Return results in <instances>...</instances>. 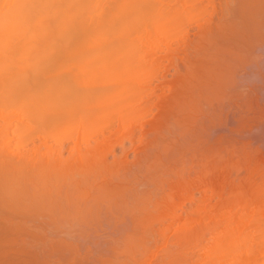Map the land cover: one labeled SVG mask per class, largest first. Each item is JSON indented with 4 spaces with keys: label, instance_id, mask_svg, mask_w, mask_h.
<instances>
[{
    "label": "bare ground",
    "instance_id": "1",
    "mask_svg": "<svg viewBox=\"0 0 264 264\" xmlns=\"http://www.w3.org/2000/svg\"><path fill=\"white\" fill-rule=\"evenodd\" d=\"M166 1L167 0H0V264H20V262L23 264L26 260H31V259H33V261H31V264H33V263L34 264L35 263L41 264V262H39V260L42 256V254L39 252V250L42 252L44 250V247L48 249V248H51V246L48 245L49 241H48V243H46L48 237H47V239L46 238L40 239V236L42 237L41 231L37 228L36 225H32L31 222L36 221L35 217H39L42 215L44 217L42 216L41 218L48 217L49 219L47 218V220L42 219L41 223L43 225H46V228H47V229H45V226L42 225L44 228V230L43 229L42 230H43V232L44 231L46 232V230H48V232H46V233H49V232H52V230H53L52 228L55 227L52 234L54 233L56 235L57 231L61 230V229L59 230L56 228H62V229L68 228V227L64 228L66 226L62 227L63 221L77 222V225H78V223H81V222L82 223L80 225H82L84 222L85 223L87 222L86 224L84 223L85 225H87L88 222L94 221V219L96 217H98L99 219L102 217L106 220V222H108L107 219H109V218L106 215L105 216H98V215H100V213H101V215H103L104 212L102 213L101 210L102 209L105 210L106 208L108 209V211H111V212H109L110 215L106 213L107 215L111 216L110 219L111 218L113 219L115 215L116 216H123V214H125V215L129 214L130 215V211L134 210L135 212L133 211V213L131 214L132 220H133L132 224L135 223V225L134 224L133 225L136 226V228H138V229L140 227V229L142 231H143V229L145 231V227H146V226L144 227L145 222H146L145 225H151L148 223H155L156 225L159 224L160 226H159L158 232L160 233L161 238L164 237L163 238L164 239L163 245H165L164 247H163V245H161L164 248V252H163L162 247H160V250H162V251H159V249L158 250L155 249L158 252L153 253V255L156 253V256L158 254L157 257L158 258L160 257L159 260H157L158 258L156 259L155 255H154L155 257L153 256L151 258L152 252H150V251H153V250L148 251L149 253H146V254L144 253L146 256L142 255V256H144L142 259L141 258L142 256L140 257V255L142 253V249L140 250V248H142V246L144 247V244L143 243L139 244V242H138V244H139L138 246L139 247L141 246V247L138 248V251H137V249H136L137 245H136V239L134 238V233L132 232L133 233L132 234L130 232L131 233L130 234L129 231L132 229H130V230L128 229V233H126L127 231L124 233L125 235L126 234L127 235L126 236L123 235V238H122L123 240L121 243L123 245L122 244L119 245L122 249L120 247L115 248L116 244L115 245L110 244V245H114V248H113V246H112V248L115 249L114 252H117V253H114L111 249H109L110 251H112L114 253V254L112 253L113 255L110 253V255H109L110 257L111 256L115 257V255L119 254V256L122 255V257H123V255H124V257L128 258L129 256L133 257V255H132L133 252H134L133 254H135V252L136 253L139 252L140 259L135 258L136 257V254H135L134 258L136 260H134L132 258L134 260L133 261L129 257L130 259H128L127 262H129V260L131 262V260H132L133 264H144L145 261L148 262L147 257L149 255H151L149 257L153 260L152 264H154V262H157L155 264H264V176H263V178H261V180H262L261 184H259L260 182L257 181V182H259L258 183L259 185L253 186L252 189L249 190L248 193H251V194H249L250 196L248 195V193L245 195V197H243L244 195L243 196L239 195L241 199L240 200L236 199L235 200L236 202L234 201L235 205H238V207L236 206L237 209H234V208H236V207H234V204L232 205L234 208L232 209V207H231V204L233 203V201H231V200L232 199L234 200V198H237V197L232 196V197H234L232 199H230L229 197H225L224 199H222V197L220 196L221 201L218 202V200H220V197L217 195L219 197V199L217 197L218 200L216 199L217 200L216 202H218L217 203L218 205L219 204L220 205L222 204V206L224 205L223 206L224 209L222 208V206H221V208H218V206L217 207L215 206L216 209H214L215 207H213V208L211 207L210 210L211 209L215 210V211L213 210L214 214H208L207 211L203 212V210H200V208H199V212L196 213V211H195L196 208L194 209V207H195L194 206L193 210L192 209H190V210L195 211L193 213H196V214H190V213H192V211L189 213V211H190L189 210L187 213L192 215V216L189 215V218L187 216L186 219H181L182 215L180 216V214H181L180 211L178 212L180 214L176 213V211L178 209V206H180V204H182V202L188 200L187 197H188V195L191 196L192 191H195V190L197 191L198 184H196L197 182L195 181L196 177L192 179L193 176L192 177L190 176L191 177V178L189 177L190 180L187 181V180H185V177H184L185 174H184L183 175L184 182L180 177H178L177 180H179V178H180V180H182L181 181L182 183H185V181H186V183L187 182L188 183L187 184L186 183L181 184V182H180V186H182L181 187L182 189H178L176 191L177 187L179 186V183L177 182L178 184L176 183V186H175V183L171 182L173 184V186H175L173 191H172V189L169 190V187H168V190H169L168 194H166L167 193L166 190L165 191L163 190L165 193L161 191L164 194L163 195L162 193H160L159 190H158L159 192L157 191V189L159 187L155 188V186H158V185H155L154 183H152V185H151L149 183L150 180H152V178L154 177L155 173L159 174L162 178H163V174L160 172L161 170L160 171L157 170V172H153V174L151 176L152 178L148 177L149 180L148 181L146 180L147 182L146 181L145 182L147 184H150V186L155 185L154 188L157 191V192L156 191L155 192L157 194L160 193V196L162 195L161 197H162V199L163 198L164 199L162 200L161 197L157 196V198H159L157 200L153 196L157 201L161 200V202H158V203H157V201H154V204L157 205L156 207H158V205H159V208H156L155 205L153 203H151L150 200L148 199V197H150L152 195L146 197V199L149 200L150 204L151 205L153 204V207L152 206L151 207L155 208V209L151 208V210L150 209H147V210L148 211L149 210L150 211L155 210V212L153 211L151 215H150V213H151L150 211H149L150 212L149 214L146 212L147 215H149V216H147V215L145 216L142 213L143 211H141V210H142V206L144 204H145L144 207H146L148 205V204L146 205L147 200L145 199L144 201H146V203H143L142 199H140V201H139V198H142L144 196L149 195L148 194L149 192L147 189H145L147 191V193H145V194H147V195L142 194L145 192V190L143 192V189L146 187L140 186L138 183L139 181L138 180L136 181L141 188L143 187L142 191L140 190V192H142V193L139 192L140 187L139 188L137 187L138 192L142 195V197L137 196V199H136V197H134V196L138 195L139 193L135 194L134 191H132V190L127 191V192L125 191V190H129L130 188L132 189V187L130 186L129 180H127L128 177L125 176L127 174V172H126V174H125V172H123L124 169L126 170V166L124 168H122L123 170H121L120 166H118L120 169L116 168V169H118L120 174L117 172L116 169H114V170L109 169V167L111 169H113L112 167H113L114 163H112L113 164L112 167L109 165L110 163L108 164L109 167L106 166L107 161H106L104 156H106L108 153L105 151L106 150L112 151V147L115 146L116 143L121 144V146H123L125 138L127 136H130L129 133H131V132L130 131L128 132V130H130V128H132L131 124H133V126H134V122H137L135 120L138 117H142V114H140V113L143 112V111L141 112L143 107L139 108L140 105L136 106L139 103H136L135 100H136V98L138 99V96L142 95L145 92L142 84L147 82L146 81L147 77L153 75L152 73L155 70L157 71L156 67H158V66L155 65V61H156V57H157V53H158L159 49L161 50L162 45H163L166 48V50H164V52L167 50L169 52L170 51L173 52V50H175V47H174V43L172 45V40L174 41V38L175 37L177 38V35L180 34V32L182 31L180 28H183L184 25L189 24V22H193L194 24H196L198 26V28H200V26H201V29L198 30L199 33L197 35H194L195 39L194 40L192 39V41H190V42H193V44L190 45V46H192V48H191L192 50L197 49L196 45L198 46V44H199L198 41H200V46H203V44H204V47L198 46L200 49H198L197 52L192 51V53H195V54L198 53L197 57L201 58V59L199 58L200 60L198 59V61L196 60L197 59L196 58L195 59L196 61L194 60L196 63H198L200 61V63L204 62L205 64L206 63L210 64V63H213L212 60L215 61V59L217 61L218 60L220 61V57H222V55H220V57H219L218 54H223L222 52H224V55L228 58V59L226 58V60H224L225 56L223 55L221 62L218 61V64H217V61H215L216 62V63L214 62L215 66H212L210 64L212 66V70H213V67H214V69H216L215 68L216 66L218 67V65L220 63H224L228 60L226 62V64H224V65H226V67L228 66V68L224 67V65L222 67L228 69V71L225 69V71L227 73L226 72H224V73L227 74L226 78H228L230 76V78H229L230 80L226 79L224 75H221V74H223L221 72L224 71L223 70L224 68L222 69L221 67H219L222 69V71L220 69L217 72H220L221 74H219L217 72L215 73V70H214L215 74L209 73V75H211V77L209 76L210 78H212L213 75H215L216 78L218 77V79H216V80H218L216 82L217 85H220V83H218L219 80L221 79L220 76L224 77L225 81L229 80V81H231V83H233L235 80V79L232 80L233 74H234V77L237 78V81L242 80V79L245 80V78H243L242 76H244L243 73L247 71L246 73H249V76H252V77H250L251 78L250 80H252L254 77V75L252 73L256 72V69H255V71H252V70H254V69H252V70H250L252 72H248L249 69L241 70L240 68H242V67H239V68H237V67L238 66H245L243 64H245V63L247 64L248 62H251V61H248V59L250 60V58L252 59V57L249 56V58H247L248 55H253V53L256 54L257 48H259L260 46L262 47L264 45V0H229L230 5H228V13H227L228 14V20L226 19L227 20L226 21L224 19L225 22H228L227 25L225 23V26H228V34H227V31H225L226 28L222 27L220 22H218V23H220L219 25H221L220 27H222L225 30L223 31L222 28L219 30H222V32H224V34L226 33L225 36H222L223 35V34H221L222 32L218 30L217 27H219V25L218 24L215 25L217 28L216 29V35H217V32H219V33L221 32L220 34H218V35H220L218 41L222 42L223 40H225V41H223V44L226 43V44H228V46L226 44L225 45H223L222 43L220 44L218 41L216 42L215 40L217 38L214 40V37L212 38V36H210L211 34L209 32L211 30H215L214 29L215 27H212L214 25L210 24L211 19L209 21L206 20L207 18H209V17L205 16L207 13L202 15L203 17L205 16L206 18L205 17L201 18L200 14L204 13L203 11H205V10H203L205 8L204 5L201 6L202 7L201 8L202 11H201V9H199V7L196 5L195 0H178L180 3V6H178L179 3L177 1L176 2L178 4L176 2H173L174 1L173 0L171 2V3H173V5L171 3L167 4L171 0H169V2H167V3H166ZM175 3L177 4L178 7L176 6ZM164 4L165 5L167 4V5L165 6ZM201 5H202V3H201ZM218 6H219V4H218ZM224 7H223V9H224ZM213 8H215V7H213ZM226 8H227V6H226ZM211 12H209V13H211ZM222 13H223V11H222ZM211 15H212V13H211ZM200 19H203V20L205 19V21L200 20ZM185 20H187L186 23H185ZM188 20H189V22H188ZM219 20L221 21V19H219ZM212 21H214V19ZM181 22H182V24H181ZM199 22L201 23V25ZM204 22L206 23V26H207V23L209 22L210 25L208 24V26L211 27V30L208 29L209 32L206 30L208 27L205 26ZM216 22H217V20H216ZM221 22H224V21H221ZM183 23H184V25H183ZM203 23H204V26L202 25ZM187 26H189V25H187ZM202 29L205 31L201 32ZM188 31H190V29ZM206 31H207V35H205ZM181 33L183 34V31ZM189 33L191 34L192 32H189ZM208 33L210 35H208ZM211 33L213 34L215 32L212 31ZM184 34H185V32H184ZM200 34L203 36L201 37ZM216 35H215V37H218ZM226 35H228V36H226ZM179 36H180L179 39H181V35H179ZM197 36H199L200 38H198ZM203 37H204V40H203ZM206 37H208V38H206ZM209 37H211L210 39L212 41H209ZM221 37L226 38V39H222ZM227 37H228V41H226ZM185 38H184V40H186ZM221 39H222V41H220ZM204 41L206 44L203 43ZM214 41L216 43H218L219 45L215 44ZM208 42H210L211 48H209ZM194 43H196L195 46H194ZM188 45H186V46H188ZM222 45L226 46V47H224V50L222 49V47H223ZM177 46H179V45L177 44ZM212 46H215L214 47L215 49H213V50L215 51L216 55L213 53L214 51H212L213 54L206 53L207 51L210 53V50H212ZM217 46H218V48H217ZM172 47H173V49H172ZM220 47L223 50L221 53H220V51H221ZM186 48H184L185 53L187 52ZM188 48H190V47H188ZM226 48H228V49H226ZM184 49H183L182 53H184ZM203 49L207 50L205 52L206 53L205 57L207 54H208L207 56L214 55L213 58L209 57V59L212 58V60H209L206 57V59H208L207 60L208 62H205L206 61L205 57L201 55L202 54L201 52ZM218 49H219V51H218ZM262 49L264 50V48H261V50L258 49V50H260V52L258 51L259 53L257 52V54H260L261 51H263ZM180 50H182V49H180ZM227 50H228V54H227ZM217 51L219 52L218 54L216 53ZM171 52H170V55H171ZM161 53H163V52H160V54ZM168 53H167V55H168ZM174 53H172V54H174ZM185 53H184V55H185ZM199 53L201 56H199ZM260 55L264 56V53L263 54L261 53ZM215 56L218 57V59ZM175 57H176V55H175ZM202 57H204V59H205V61H203V62L201 61L203 59ZM258 57H259V59H258L259 62H256V66L258 64V66L256 68H257V70L259 68L260 74H262V72L264 73V67H263L264 66V59L262 62V60H261L262 57H261V59H260V56H258ZM165 58H166V56H165ZM242 58H243V60H242ZM171 59H172V57H171ZM148 60H149V62H148ZM194 61L192 63L191 62L190 63L193 64L194 66L199 64V63L198 64L194 63ZM209 61H211V62L209 63ZM236 61H238V62L241 61L240 65H238L239 63H237ZM242 61H243V63H242ZM165 62H167V61H165ZM234 62L237 63L235 65L237 67L236 68L234 67V69H235L234 71H236V73L233 71V67H232V66H234ZM259 63H260V65H261V63H263V66L261 65V68H263V69H261L259 67ZM169 64H171V63H169ZM205 64H204V66H203V64H200L197 66V68H200V66L204 68L206 66ZM208 64H207V66H209ZM180 66H181V64H180ZM211 66H209V67H211ZM206 67L204 68V70L206 69ZM209 67H207L208 70L210 69ZM173 68H174V66H173ZM187 68H188V65H187ZM219 68H217V70ZM231 68H232V70H231ZM246 68H248V67H246ZM152 70H154V71H152ZM174 70H175V68H174ZM198 70H200V69H198ZM208 70L206 69V71H208ZM212 70H210V71H212ZM238 70H241L240 72L242 74H240V72ZM178 71L182 72L180 69ZM200 71H199L200 73L199 72L198 73H199V75L200 74L202 75V76L200 75V77H202V78H201V81L199 82V84L203 81H206L205 85H204L205 88H206L207 82L209 83L208 85L210 87V83L214 81L213 80L214 77L211 79L212 81L210 82L208 80L209 77H207L208 74L206 72L205 77L207 78L208 81L203 80L204 79L203 74L205 75V73H204L205 71H202V68ZM230 71L232 74L230 73ZM163 72L165 73V71H163ZM237 72H239V73H237ZM198 73H197V75H198ZM257 73L259 74L258 71H257ZM235 74H237L236 76H238V77H236ZM172 75H174V74H172ZM193 75L194 76H189V77L190 78L192 77V79H194V81H192V80H190V81H192L193 82L192 84L195 86H193L192 84L191 85L193 87H196L197 83L195 82V79L199 78V75L198 76L195 74H193ZM153 76H155V75H153ZM162 76H163V74H162ZM162 76L158 77V80H160L159 78H162ZM195 76L197 78H194ZM261 76H262L261 82L258 83V86H259V88L264 90V88L260 87V85H259L262 82H264L263 81L264 80V74H262ZM247 77H248V74L246 75V79H247ZM166 78L167 77H165L164 79H166ZM199 79H197V80H199ZM164 81H166V80H164ZM164 81L161 80V82H164ZM168 81H169V79H168ZM229 81L227 82V84L230 83ZM257 82H258V80H257ZM164 83H166V82H164ZM172 83H173V81H172ZM188 83L190 84V82H188ZM189 84H187V85H189ZM199 84H198V87H196L197 89H195L197 91H199V89H200ZM202 84H204V82L201 83V86H202ZM211 84H214V86H216L214 82ZM225 84H226V82H225ZM235 84H238V83H235ZM146 85H150V83L146 84ZM232 85H234V84H232ZM247 85H249V84H247ZM252 85H253V82H252ZM171 86H173V85H171ZM211 86H212V88H210V91L214 87L213 85H211ZM236 86H238V85H236ZM249 86H251V85H249ZM258 86L255 85V88H257ZM167 87H169V86H167ZM216 87H218V86H216ZM227 87H229V86H227ZM147 88H146V90H147ZM160 88H162V87H160ZM183 89H184V86H183ZM183 89L181 91L182 94H179V96L180 95L183 96L185 94L184 96L190 97L189 95H187V93L190 94V92H191V91L189 92V87L187 88L188 92H186L187 91L186 85H185V90H183ZM203 89H204V87L202 89H200L199 93H201L203 91ZM238 89H239V87H238ZM258 89H256L257 92H258ZM191 90L193 92L192 88H191ZM216 90L218 93V91L220 89L217 88ZM224 90H225V88H224ZM250 90H252V89H250ZM161 91H163V88ZM181 92H179V93H181ZM232 92H233V90H232ZM253 92H255V91H253ZM261 93L264 94V92H261ZM261 93H260V95H262ZM193 94L194 93H192L191 95L194 98H197V96H194ZM232 94H231V97H232ZM258 94H259V92H258ZM247 95H249V94H247ZM247 95H243V96L246 97ZM179 96H178V98H179ZM184 96H183V98H184ZM143 97H144V94H143ZM174 97L176 98V96H174ZM193 97H192V100H190L191 97H190V99H188L186 97L185 98L186 101L184 103H183V101L185 99L182 101V103H181L182 107H183L182 109H185L184 106L186 105L187 101H188L187 102L188 107L192 104V102H189V101H193V99H194ZM207 97L210 100L212 99L211 96H207ZM255 97L257 98V96H255ZM166 98H168V96ZM225 98H228V97L226 96ZM145 99H146V101H148L147 98H145ZM197 99H200V98H197ZM197 99H195V100L198 102ZM234 99H235V97H234ZM157 100H155V102L154 101L153 102L156 103ZM172 100H173V98H172ZM212 100H214V99H212ZM230 100H231V98H230ZM240 100H241V98H240ZM248 100H247V102H248ZM137 101H139V100H137ZM165 101H167V100H165ZM196 101H193V102H196ZM201 101H202V99H201ZM249 101L252 102L251 100H249ZM133 102H135V103H133ZM145 102H144V104H145ZM168 102L167 103L170 104L169 100H168ZM180 102H181V100H180ZM205 102H208V100ZM238 102H241V101H239V99H238ZM238 102H236L235 105L238 104ZM250 102L247 103V105L250 104V106L252 108V105H254V104H252L254 102V100L252 103H250ZM255 102H257V101H255ZM148 103H150V102H148ZM172 103H174V102H172ZM262 103H264L263 100L261 102V105H262ZM133 104L134 105L136 104L135 108H137V110H135V108L132 107ZM144 104H142V105H144ZM183 104H185V105L183 106ZM207 104H210V102ZM241 104H242V102H241ZM152 105H154V104H152ZM178 105H180V103ZM192 105H194V103ZM201 105H202V103H201ZM256 105H258V104L256 103ZM173 106H174V104H173ZM194 106H196V105H194ZM221 106H223V105H221ZM149 107L150 106H148V109H149ZM215 107H214V109H216V111H219L218 108H215ZM244 107L242 106V111H244V109H248V108H246V107L244 108ZM258 107L262 108L260 106H258ZM144 108H145V110H147L146 107H144ZM166 108H168V107H166ZM219 108L221 109L220 105H219ZM235 108L236 107H234V109ZM180 109H181V107H180ZM145 110H144V112L148 111V110L147 111H145ZM169 110H171V109H169ZM169 110H168V113H171L172 111L169 112ZM212 111H213V109H212ZM231 111L234 112V110H232V109H231ZM210 112H211V109H210ZM220 112H221V110L219 111V113ZM233 112H231V113H233ZM247 112H248V110H247ZM172 113L175 114L174 112H172ZM186 113L190 114V112H186ZM186 113H183V115ZM228 113L229 112H227V114ZM248 113H250V112H248ZM255 113H257V112H255ZM143 114H145V113H143ZM156 114H154V115H156ZM188 114H187V116H188ZM242 114H243V112H242ZM251 114H253V113H251ZM260 114H261V116H264V113L262 114L260 112ZM260 114H258L257 116H260ZM176 115L177 114H175V116ZM181 115H182V113H181ZM190 115H193V113ZM190 115H189V117H190ZM224 115H226V114H224ZM233 115H234V113H233ZM238 116L241 117L240 112H239ZM255 116H254V118H255ZM261 116H260V119L264 118ZM145 117L147 119V116H145ZM225 117L226 116H223V118H225ZM245 117H242V118L246 119L247 117L246 118ZM112 118L114 120H116L115 127H112L113 125L112 126L108 125V121L110 119L112 120ZM144 118H142V120H144ZM149 118L150 117L148 115V120H149ZM154 118L156 119V117H154ZM178 118H180V117H178ZM226 118H228V117H226ZM183 119H185V117ZM191 119L192 118L190 117V120ZM114 120H112V121H114ZM142 120L140 119L141 124L143 122ZM158 120H159V118H158ZM248 120L252 121L254 119L248 118ZM232 121L230 123H232ZM251 121H248V123H250ZM166 122L167 123L165 125L167 127L168 121H166ZM209 122L210 121H208V122L206 121L207 125L209 124ZM216 122H215V125L218 124ZM240 122H242V120H240ZM246 122H245V124H246ZM252 122H253V126H254L255 122L254 121H252ZM257 122H259V121H257ZM173 123H175V122H173ZM260 123H262V122H260ZM180 125H178V127ZM188 125H189V123H188ZM200 125H201V123H200ZM210 125L212 126L211 123H210ZM210 125H208V127ZM250 125L252 126V124H250ZM256 125H257V123H256ZM151 126L152 125H150V127ZM156 126H158V125H156ZM246 126L248 127L247 124H246ZM111 127H112V129H111ZM160 127H163V126H160ZM169 127H171V126H169ZM190 127L192 128L191 123H190ZM164 128H165V126L162 129H164ZM187 128H189V127H186L183 129L185 130ZM193 128L194 129L196 128L195 130L197 131V127H193ZM230 128H231V126H230ZM230 128H229V130H230ZM100 129L102 132H103V130H106V132H108L107 135L105 134L106 133L105 132V133H103L102 137H100L98 135L100 132L99 131ZM162 129H160V131ZM194 129H193V131H194ZM188 130H190V129H188ZM96 131H98V134L95 133ZM166 131L169 132L167 129H166ZM196 131H194V132L196 133ZM208 131H209V129H208ZM125 132L126 133L128 132V135H126V137L124 138L123 135L125 134ZM167 132L165 133V130H162V132H160V133H165L166 137H167L168 136ZM199 132H201V131H199ZM199 132H198V134H199ZM73 133H75V136L73 135L74 137L72 136ZM160 133L157 134V136H160ZM188 133L191 134L192 132H188ZM230 133H232V132H230ZM143 134L144 133H142V135ZM172 134L174 136V133H172ZM175 134H177V133H175ZM157 136L155 137L156 138L155 141H157ZM184 136H185V138H187L186 133L184 134ZM234 136H236V134ZM234 136H232V137H234ZM69 137L71 138V141H70ZM161 137H160V139H161ZM166 137H164V138H166ZM177 137H178V135H177ZM177 137H176V139H177ZM179 137H180V135H179ZM66 138H68L69 140L67 139L68 141H66ZM136 138H137V136L134 139H136ZM190 138H191V136H190ZM190 138H188V139H190ZM196 138L197 137H195V139ZM217 138H219V137L217 136ZM123 139H124V141H123ZM134 139H132V140H134ZM180 139H182V138H180ZM201 139H200V143H201ZM210 139H208V141H210ZM234 139H233V141H235ZM62 140L66 141V142H69V141L71 142V144L68 145L69 151L67 152V154L66 153L63 154L66 151L63 150V149H65L64 148L65 145H64ZM182 140H184V139H182ZM223 140H222V142H223ZM136 141H137V139H136ZM153 141H154V139H153ZM170 141H173V140L171 139ZM180 141L178 139V143L177 144L174 143V145L175 144L178 145L180 143ZM196 141H198V140H196ZM205 141L206 140H204V142ZM129 142L131 143V139ZM165 142H163V143L165 144ZM188 142H191V140L190 141L188 140ZM204 142H202V143H204ZM141 143L145 144L142 141H141ZM185 143H186V141H185ZM192 143L193 142H191V144ZM202 143L200 146L203 145ZM216 143L217 142H215L214 145H216ZM160 144L157 143V145H160ZM164 144H163V146H164ZM194 144H196V143L194 142ZM205 144H206V142H205ZM207 144H209V145H207ZM207 144H206L207 146L205 145V147L204 146H202V147L208 148V146L213 145V144L210 145V143H208V142H207ZM136 145H138V144H136ZM136 145H135V147H136ZM147 145H149V144H147ZM170 145H172V143ZM184 145L185 144H183V146ZM225 145H227L226 141H225ZM231 145H232V143H231ZM68 146H65L66 150H68L67 149ZM156 146L154 148H156ZM163 146H161V148ZM179 146H181V143ZM179 146H177L178 149H179ZM149 147H150V145H149ZM152 147H153V145H152ZM190 148H192V146ZM210 148L211 147H209L208 149H210ZM229 148H231V146H229L228 149ZM124 149L125 148L123 147V151H124ZM168 149H167V151H168ZM178 149L176 151L181 150V149L180 150H178ZM192 149L194 150V147ZM192 149H188V150H190V152H192ZM140 150H141V148H140ZM171 150H170V153H167V154L172 155L173 153ZM173 150H175V149H173ZM214 150H216L215 147H213V151L211 149V152L208 151V153H212L213 155L212 154H210V155L214 156L213 152L217 153V151H214ZM120 151H121V149L119 150V152ZM142 151H143V149H142ZM156 151H158V149H156ZM159 151H161V150H159ZM220 151H222V148ZM220 151H218V153H220ZM104 152L107 154H104ZM108 152H110V151H108ZM182 152H183L182 155H184V151H181V153ZM194 152L196 154L198 153L196 151H194ZM194 152H193V154H195ZM141 153H139V155ZM149 153H151V152L149 151L148 154ZM154 153H155V150H154L153 154ZM112 154L114 155V153H112ZM157 154H158V152H157ZM117 155H119V154H117ZM122 155H124V154H122ZM210 155H209V157H210ZM215 155H217V154H215ZM147 156H146V158L150 159V157L148 156L149 157L148 158ZM176 156H178V154H176ZM188 156H190V154ZM195 156H194V158H196ZM198 156L199 155H197V157ZM218 156L219 155H217V157ZM220 156L223 159L218 157L219 161L221 159L224 162L225 156L224 155H220ZM103 157H104V161H103ZM120 157H121V155H120ZM138 157L139 156H137V158ZM140 157L142 158V156H140ZM144 157L145 156H143V158ZM179 157L180 156H178V159H181ZM184 157H182L181 161L180 160L177 161L175 159L174 160L181 163L182 165H184L183 163L186 162V159L188 160V158L184 159ZM191 157H190V159H191ZM217 157H215L216 160H217ZM125 158H126V156H125ZM141 158H140V160H141ZM151 158H154V157L151 156ZM162 158H164V157H162ZM194 158H192V159H194ZM198 158H200V156ZM203 158L204 157H202V159ZM159 159H161V158L159 157ZM159 159L157 161H160ZM196 159H194V161H192V162L195 163L197 161ZM207 159L210 160L209 163H211V161L214 160V159L212 160L208 157H207ZM207 159L205 158L203 160V161H205V163L202 162L204 164V166H206L205 164L208 163V162L206 163ZM226 159H227V157H226ZM135 160H137V159H135ZM168 160H169V158H168ZM184 160H185V162H184ZM216 160H214V162ZM151 161L153 162L152 159H151ZM217 161H216V166L218 163ZM114 162L117 163L118 161H116L114 159ZM126 162H122V163L126 164ZM143 162H145V161H143ZM147 162L149 164L150 160ZM166 162L167 161H164V164ZM171 162H173V160ZM177 162L175 163L176 167L177 168L180 166L182 167V165L177 163ZM188 162L189 161H187V163ZM190 162H189V164H190ZM198 162H196L195 165ZM122 163L120 162L121 165H124ZM137 163H139V162H137ZM187 163L185 164L184 168L186 167ZM193 163L191 165H193ZM199 163L201 164V161ZM247 163H249V161L245 162V164H247ZM120 164H118V165H120ZM135 164H132L131 166H133ZM153 164L155 167V163H153ZM153 164H151V167H150L151 169L148 168L149 170H153L152 169ZM178 164H179V166H178ZM203 164H202L201 169H203ZM211 164L215 165V163H213V162ZM236 164L239 166L238 163H236ZM236 164H234V165H236ZM259 164H260V162H259ZM156 165H159V164L156 162ZM166 165L163 167H166ZM208 165H210V164H208ZM262 165H264V164H262ZM116 166H117V164H116ZM172 166L173 165L171 164L169 167H172ZM187 166H189L190 169H191V167L193 168V166H190V165H187ZM198 166H199V164H197V166H194V168L198 167ZM207 166L205 167V169L206 168L210 169V167H207ZM134 167L137 168V166H134ZM160 167L156 166V168H154V169H157V168L159 169ZM169 167H167L168 170L172 171L173 169L169 168ZM251 167H253V166H251ZM251 167H250V169H248V171L249 170L251 171ZM257 167H259V166H257ZM263 167L264 166H262V168ZM138 168L140 169V167H138ZM144 168L145 167L143 166V169H141V172H142V170L146 169V168L145 169ZM259 168H258V170H259ZM108 169L110 172L106 173V170L108 171ZM181 169L184 170L183 168H181ZM198 169H200V166L198 167ZM205 169L202 171L207 172V169L206 170ZM212 169H213V166L211 167L210 172L208 174H210L212 172ZM255 169H257V168H255ZM103 170H104V172H103ZM115 170H116V172H115ZM120 170H121L122 174H121ZM134 170H136V169H134ZM163 170L164 171H162V172H165V169H163ZM187 170H186V172H187ZM195 170H197V169L195 168L194 171ZM131 171H133V170H131ZM131 171H129V173H131ZM138 171L140 173V170H138ZM194 171H191V172H194ZM147 172H149V171H147ZM199 172H200V170H199ZM247 173H245V174L248 175ZM250 173H252V172H250ZM169 174H170V172H169ZM190 174H192V173H190ZM204 174L207 175V173H204ZM245 174L243 176H246ZM255 174H257V173H255ZM260 174H262V171H260ZM120 175H122V176H120ZM199 175H200V173H199ZM249 175H253V174H249ZM258 175H259V173H258ZM164 176H165V174H164ZM166 176H167V174H166ZM171 176L172 175L169 176V180H168L169 182H170ZM187 176H186V178H187ZM131 177H133V176H131ZM131 177H129V178H131ZM136 177H133L134 180ZM139 177H141V176L139 175ZM241 177L242 176H240V178ZM252 177L253 176H251V178ZM119 178H120V180H121V178H123L122 181H125V178H126L127 183L129 182L128 185L130 186V188L127 187L128 185H126L127 184L126 182H124L125 184L122 183L123 185L122 184L118 185V183L122 182L119 180ZM133 178H132V181H134ZM145 178H147V175ZM162 178H161V182L165 180V177H164V180H162ZM200 178L201 177L196 178V180H200ZM223 178H224V176H223ZM114 179H116V180H114ZM78 180H80V182L82 181V182H87V183L86 184L84 183V186H83L81 184L82 182L78 184V182H79ZM118 180H119V182H118ZM172 180H173V178H172ZM220 180H221V178H220ZM225 180L227 181V178H225ZM244 180L249 181L248 176H247V178H244ZM115 181H117V183H115ZM192 181H194L193 183L196 182L195 184L197 185V188L195 187L196 185H190L192 183ZM112 182H113V185L111 186ZM151 182H153V181H151ZM211 182H214V181H211ZM221 182H222V180H221ZM221 182L218 184L220 185ZM251 182H248V184ZM88 183H89V185H87ZM114 183H115V185H114ZM142 183H141V185L146 184V183H144V184H142ZM204 183H206V182H204ZM106 184L107 185L109 184L110 186H107ZM131 184L133 186V183H131ZM147 184L145 186H147ZM161 184H163V183H161ZM210 184L213 186L212 183H210ZM223 184H225V182ZM229 184H230V186H229ZM229 184L227 186H224V189H226V190L220 191V192L223 193L226 191V194H227V191H228L227 187L228 186L231 187V185H233V183H229ZM235 184L238 185L237 182H235ZM163 185L161 186V188L163 187ZM215 185L217 186V184L214 183L213 187H215ZM236 185H234V186L236 187ZM150 186H148V187H150ZM193 186L196 189H194ZM205 186L206 185L204 184V187ZM239 186L240 185H238V187ZM124 187H126L125 190H124ZM185 187L188 190H185L186 189ZM220 187H221L220 188V190H221L222 186H220ZM249 187H247V188H249ZM154 188H152V189L154 190ZM178 188H180V187H178ZM122 189L125 191L126 194L130 192L127 196L128 197L133 196L131 200H128L129 198L127 196H125L126 194L122 193V192H124ZM133 189H134V187H133ZM150 189H151V187H150ZM164 189H165V186H164ZM189 189H190V191H189ZM209 189H211V188H209ZM216 189H217V187H216ZM232 189H233V186H232ZM174 190H175V192H174ZM214 190H215V188H214ZM218 190L219 189H217V191ZM234 190H233V192H234ZM244 190H246L245 192L248 191V189H244ZM171 191L173 193H170ZM188 191H189V193L190 192L191 193L188 194ZM202 191H203V189H202ZM120 192L122 194H124L123 195L124 197L120 196L121 195ZM150 192H151V190H150ZM236 192H237V187H236ZM119 193H120V195H119ZM156 193L154 195H157ZM211 193L213 194L215 192H211ZM237 193L236 194L233 193V194L236 196ZM252 193H253V196H252ZM117 194H118L117 199L118 198H122V199H120V200L118 199V201H116L117 200L116 199ZM131 194H134V195H131ZM152 194H153V191H152ZM207 194H208V192H207ZM233 194H231V195H233ZM113 195H115V197ZM185 195H186V198H185ZM204 195L206 196V193ZM254 195H255V198L257 196V199H255L256 201L253 202ZM190 196H189V199H190ZM226 196H228V195H226ZM251 196L253 199L252 201H251ZM108 197H110V198H108ZM153 197H152V199H154ZM106 198L108 199L109 202L106 200ZM113 198H115V200ZM180 200H181V202H180ZM97 201H99V202L101 201L103 203L106 201L107 203L105 202V205L102 203V205H101L102 208H101L99 205L101 203H99ZM110 201H112V202H110ZM114 201H116V202H114ZM198 201H201L200 197H199ZM133 203H135V204L137 203V204L135 205ZM138 203H139V205L141 203L143 205L141 204V206H139ZM208 203H209V205L212 204V203L210 204V201ZM228 203H230V204H228ZM197 204H199V203H197ZM139 207H141V210L139 209ZM149 207H150V205H149ZM175 207H177V208H175ZM189 207L191 208V206H189ZM201 207H203V206H201ZM100 208H101V210H100ZM136 208L138 210H135ZM180 208H182V207H180ZM203 208H206V210L209 211L208 206L203 207ZM226 208H228V209H226ZM114 209H116V210H114ZM126 210H127V213H124V212H126ZM185 210H186V208H185ZM120 211L121 212L123 211L122 215H120L121 214ZM97 212H98V214H97ZM112 213L114 214V216ZM135 213H137V214H135ZM139 213H141L140 214L141 217L138 216ZM96 214H97V216H96ZM177 214L180 216V218L177 217ZM125 215H124V217H125ZM142 215H143V217H142ZM29 217L31 218L30 220H29ZM105 217H107V218H105ZM124 217H120V220H121V218L123 219ZM116 218H119V217H115V219ZM126 218H124V221ZM27 219L29 221H27ZM32 219H35V220H32ZM38 219H37V221L39 222L40 219L39 220ZM44 220H45V222H44ZM103 220L100 222H102V223L105 222V220L104 221ZM116 220H114V221L117 223V221L119 219L117 221ZM26 221L28 222V224L31 221L29 226H31V225L34 226V228L36 229L35 232H38L39 234L40 233L41 234L39 235V234L35 233L33 230H30V234H31L30 235L29 230L25 231L24 224L26 223ZM46 221H48V222H46ZM140 221H143L144 223L143 222L140 223ZM109 222H110V224L107 223V224H109L107 227H109L111 224H113V222H111V221H109ZM122 222H123V220H122ZM47 223L49 224V226L47 225ZM94 223H96V222H94ZM103 225H104V223H103ZM120 225H122V224H120ZM138 225H141V226H138ZM142 225L144 228L142 227ZM152 225H154V224H152ZM161 225H162V229H161ZM100 226H101V224H100ZM105 226H106V224L104 225V228H105ZM157 226H156V228H157ZM77 227L81 228V226H77ZM96 227H94V228H96ZM107 227H106V229H107ZM114 227H115V225H114ZM147 227H146V231L149 228V227L148 228ZM50 228H51V231L49 230ZM79 228H78V230L76 228L75 229L71 228V229H72V231L76 230V232H73V233H75L76 235L79 234V236L82 237V235L84 236L85 230L79 229ZM156 228H155V230H156ZM37 229L40 232L37 231ZM97 229H99V227H97ZM112 229H114V228L112 227ZM112 229L110 228L111 231H112ZM120 229H121V226H120ZM55 230H57L56 233H55ZM67 230H69V228ZM148 230H150V229H148ZM155 230H153V231H155ZM105 231L102 229V232H105ZM169 231H170L171 235L169 234V237L167 239H165V236L163 234L165 232L169 233ZM61 232H62V230H61ZM61 232H60V234H61ZM64 232H65V230H64ZM66 232H69V231H66ZM89 232L91 233V231H89ZM99 232H101V231H99ZM69 233H71V231ZM80 233H83V234L80 235ZM92 233L94 235V232H92ZM105 234L108 235L109 232L105 233ZM111 234H113V233H111ZM47 235H49V234H47ZM55 235H53V236H55ZM97 235H101V234L96 233L94 235V236H96V237H94V239L99 237V236L97 237ZM102 235H104V234H102ZM135 235H137V234H135ZM139 235H141V234H139ZM146 235H148V234H146ZM149 235H151V233ZM153 235H155V234H152V236ZM28 236L29 237L32 236V239L31 238L28 239L29 241L27 240ZM115 236H116V234H115ZM67 237H69V236H67ZM104 237L105 236H103V238ZM118 237H119V233H118ZM156 237H155V239H156ZM34 238H36L37 240L40 239V241H43L42 239H44V240L46 239V240L42 244L40 241L38 242ZM50 238H51V236H50ZM54 238H56V237H54ZM99 238H100L99 239V241H100L102 237L100 236ZM105 238L107 240L109 237L108 238L105 237ZM136 238H138L140 240V242H143L139 236ZM152 238H154V236ZM52 239H53V237H52ZM155 239H153V240L155 241ZM54 240H51V241H54ZM71 240L73 242V239H71ZM92 240H93V237H92ZM95 240H93V241H95ZM104 240L105 239H103L102 242H104ZM169 240L171 241V243L167 242ZM25 241H27L28 244L31 241L30 245L32 247H34V246L37 247L36 250L34 248H32V249L29 248L30 245H28L27 242H25ZM34 241L35 242L37 241L36 244L34 243ZM57 241H58V239L56 241H54V244ZM68 241L69 240H67L66 242H68ZM107 241H106V243H107ZM146 241H148V240H146ZM154 241L153 242L151 241V242L154 243ZM40 243H41V245H40ZM50 243L54 247V244L52 242H50ZM63 243H64V240H63V242H61V244H63ZM109 243H107V246H110V245H108ZM166 243H167V245H166ZM173 243H174V245H173ZM23 244H24V246H23ZM33 244H35V245H33ZM58 244H60V241H59V243L57 242L56 245L58 246ZM101 244H104V243L100 242V248L102 249L105 245L104 246L102 245L103 247H101ZM168 244H169V246H170V244H172L173 246L177 247V249L175 247L171 248V249L174 248L177 251H175L174 249H173L174 252L172 250H170L171 246L169 247ZM11 245L12 246L14 245L13 246L14 249L11 247ZM43 245H46V246L42 247ZM69 245H67V246H69ZM25 246H28V248H25ZM63 246H64V244H63ZM166 246L168 249H165ZM53 247H52V249H53ZM56 248L53 249L54 250L53 254L51 253L52 250L48 249V251L50 250L48 252L45 249L48 253L47 254L44 253L45 252V250H44L43 254L44 255L46 254V255L45 256L43 255V256L46 257L49 253H51L47 256L48 259H49V257L51 258V256L54 255V252L56 253V251H58L57 250L58 248L57 249ZM64 248H65V246H64ZM104 248H106V246ZM108 248H107V250H108ZM26 249H28V250H26ZM116 249L120 250V251H117ZM37 250H38V252H36ZM61 250H62V248H61ZM125 251H127V252L125 253ZM130 251H132V252H130ZM29 252H31V253L29 254ZM32 252H36L33 254L34 256L33 255L31 256ZM107 252L109 253V251H107ZM118 252H120V253H118ZM122 252L125 254H122ZM129 252L131 253L132 256L130 255ZM64 253L58 252L55 255L62 254L61 256L65 257L67 254H64ZM99 253H98V255H99ZM101 253H100V255H101ZM159 253H161V254H159ZM28 254L31 256V259L29 257H27ZM37 254H39L40 256L38 257ZM106 254H105V256H106ZM126 254L128 255V257L126 256ZM102 256H100V257L103 259ZM109 256L107 255L106 260L109 259ZM119 256H117V257H119ZM20 257H22V258L26 257V258L23 261V259H21ZM53 257L55 258V256H53ZM76 257H80V256L76 255ZM145 257H146V259H145ZM59 258L61 259L60 256H59ZM42 259L40 261H42ZM81 260H83V259L81 258ZM154 260H156V261H154ZM50 261H47V264ZM53 261H55V260H53ZM57 261H58L57 263H59V259ZM67 261L68 260H65V263ZM70 261H71V259H70ZM84 261H86V260L84 259ZM84 261H83V263H84ZM100 261H99V263H100ZM26 262H27V264H29L28 262H30V261H26ZM43 262H44V260H43ZM103 262H102V264H103ZM123 262H124V260L121 263H123ZM127 262H125V263L127 264ZM78 263H82V262L78 261ZM106 263L108 264L109 262L107 261ZM71 264H74L73 260H72ZM110 264H113V263H110ZM149 264H151V261H149Z\"/></svg>",
    "mask_w": 264,
    "mask_h": 264
},
{
    "label": "rangeland",
    "instance_id": "2",
    "mask_svg": "<svg viewBox=\"0 0 264 264\" xmlns=\"http://www.w3.org/2000/svg\"><path fill=\"white\" fill-rule=\"evenodd\" d=\"M173 0H171L170 2H169V0H167L166 1V3L167 2H169V3H167V4H170L171 2H172ZM178 2L179 3V1L178 0H174L173 2ZM201 0H195V3H196V5L199 7V9H201L202 7L201 6H203L204 5V9L203 10H205V11H203L204 13H202V14H200V16H201V18L203 17L202 15H204V14H206L205 16L206 17H209V18H207L206 20L207 21H209L210 19H211V21H210V24H212V25H214V26H212V27H215L214 29L215 30H211V27L210 26H208V24H209V22L207 23V26H206V23H205V26L206 27H208L206 30L209 32V30L208 29H210L211 31L208 33V35H210V36H212V38L214 37V40L217 42L218 41V39H219V37H220V35H218V34H220L221 32H222V30L224 31L225 29H223L222 27H225L226 28V30L225 31H227V34H228V26H225V23H226V25L228 24V22H225V20L227 19L228 20V5H230V2H229V0H202L201 2H200ZM213 1V2H212ZM216 3H215V2ZM176 2V3H177ZM211 2V3H210ZM164 3V2H163ZM175 3V4H176ZM177 3V4H178ZM201 3H202V5H201ZM208 3V4H207ZM227 3V4H226ZM166 4V5H167ZM172 5H173V3H171ZM174 4V5H175ZM177 4H176V6H177ZM210 4V5H209ZM218 4H219V6H218ZM165 5V4H164ZM165 5V6H166ZM178 6H180V3L178 4ZM177 6V7H178ZM212 6V7H211ZM225 6V7H224ZM226 6H227V8H226ZM213 7H215V8H213ZM222 7V8H221ZM223 7H224V9H223ZM210 10H209V9ZM207 9V10H206ZM214 10V11H213ZM219 12H218V11ZM201 11H202V9H201ZM212 11V12H211ZM222 11H223V13H222ZM209 12H211L212 13V15H211V13H209ZM221 12V13H220ZM214 13V14H213ZM204 16V17H205ZM218 16V17H217ZM221 16V17H220ZM203 17V18H204ZM205 17V18H206ZM220 17V18H219ZM214 19V21H212ZM219 19H221V21H224V22H221ZM225 19V20H224ZM200 20H203V19H200ZM199 20V21H200ZM216 20H217V22H216ZM226 20V21H227ZM186 21L187 20H185V23H186ZM192 21V20H191ZM194 21V20H193ZM203 21H205V19L203 20ZM202 21V22H203ZM188 22H189V20H188ZM218 22H220L221 23V25H222V27H220L221 25H219L220 23H218ZM196 23V22H195ZM200 23V22H199ZM204 23L202 24L203 26H204ZM181 24H182V22H181ZM191 24V25H190ZM209 24V25H210ZM219 25V27H217L218 28V30L219 29H221L222 28V30H219V31H221L220 33L219 32H217V35H216V26L215 25ZM183 25H184V23H183ZM187 25H189V26H187ZM200 25H201V23H200ZM186 26V27H185ZM185 27V28H184ZM184 27L183 28H180L182 31H183V34L180 32V34H178L177 35V38L175 37L174 38V41L172 40V45H173V43H174V47H175V50H173V52H171V55H170V52L168 53L167 51H165L164 52V50H166V48L162 45V51L159 49V51L160 52H163V53H161L160 54V52L158 51V53H157V57H156V61H155V65H157L158 67H156L157 68V71L155 72L154 70H152V71H154L152 74L153 75H155V76H153V75H151V76H148L147 77V82H145L144 84H142L143 85V88H144V90H145V92L143 93L144 94V97H143V94L142 95H140V96H138V99L136 98V103H139L138 105H136V106H139V108L140 107H143V109L145 110V108L144 107H146V109L150 112H148L147 110H145V111H147V112H144V110L142 109L141 110V112L142 113H140V114H142V117H138L135 121H137V122H134V126H133V124H131L132 125V128H130V130H128V132L130 131L131 133H129V135L130 136H127L126 137V135H128V132L126 133L125 132V136L123 135V137L125 138V141H124V139H123V141H124V145L123 146H121V144H115V146H113L112 147V151L111 150H106L105 152H107V153H105L104 152V154H107L106 156H104L105 157V159H106V161H107V165L106 166H108V164L112 167V163H114V165H113V169H111L109 166V169L110 170H114V169H116V168H118V169H120L118 166H120L121 167V170H123L122 168H124L125 166H126V170L124 169L123 170V172H125V174H126V172H127V174L125 175V176H127L128 178H127V180H129V182H130V186L132 187V189L130 188V186L128 185V183H127V181H126V178H125V181H122L123 180V178H121V180H120V178H119V180L120 181H122V182H120V183H118V185L119 184H122V183H124V182H126L127 184L126 185H128L127 187H129L130 189L129 190H125V188L126 187H124V190L127 192V191H134V193L135 194H137V193H139L140 192V190L142 191V189H143V187L141 188L140 186H144V187H146V188H144L143 189V192H144V190L145 189H147L148 190V194L149 195H147V194H145V193H147V191L145 190V192L144 193H142V192H140V193H142V194H144V195H147V196H144V197H142V195L140 194H138V195H135L134 197H136V199H137V196H139V197H142V198H139V201H140V199H142V202L143 203H146V201H144L145 199H146V197H148V196H150V195H152V196H150V197H148V199L150 200V202L151 203H153L154 204V201H157L159 198H157V196H159V197H161L160 196V193H162V192H164L165 190L167 191V193L166 194H168V192H169V190L170 189H172V191H173V189H174V187L176 186V183L178 182L179 183V186L178 187H180V188H178L177 187V189H176V191L178 190V189H182L181 187L182 186H180V182L184 179L183 178V175H184V177H185V180H190V178L192 177V179L193 178H199V177H201L200 178V180H196V178H195V181L197 182H195L196 184H198V188H197V185L195 184V183H193L194 181H192V183L190 184V185H196L195 187L197 188V191L195 190V191H192V194H191V196L190 195H188V197H187V199L190 201H184V202H182V204H180V206H178V209H177V211H176V213H178L179 211H180V213H178V214H180V216H181V219H186V217L188 216V218H189V215L190 214H196V213H198L199 212V208H200V210H203V212H206L207 211V213L208 214H214V209H216V207L218 206V208H221V206H222V204L219 206L217 203L219 202V201H221V197H222V199H224L225 197H229L230 199H232V198H234V197H237V198H234V200L232 199L231 201H233V203L231 204V207H232V209L234 208V207H238V205H235V203H234V201L237 199V200H240L241 198H240V196H243V197H245V195L249 192V190H251L252 189V187L253 186H258L259 184H261V182H262V180H261V178H263V176H264V167L262 168V166H264V165H262V164H264L263 162H264V118H262V119H260V116H261V114H260V112L263 114L264 113V103H262V105H261V102H262V100L264 101V94H262L261 92H264V90H262L261 88H259V86H258V83L259 82H261V78H262V74H264L263 72H262V74H260V70H259V68H258V70H257V66H258V64H257V66H256V62H259L258 61V59H259V57L258 56H260V59H261V57H262V62H263V59H264V56L262 55H260L261 53L263 54L264 52V50L263 51H261V53L260 54H257V52L259 51L260 52V50H261V48H264L263 46L260 48H257V52H256V54H254L253 53V55H248V57L247 58H249V56L250 57H252V59L250 58V60L248 59V61H251V62H248L247 64L245 63V64H243V65H245V66H235L237 63H239L238 65H240V62H238V61H236V62H234V66H232L233 67V71L235 70L234 69V67L236 68H239V67H242V68H240L241 70H244V69H249L248 70V72H252V71H255V69H256V72H253L252 74L254 75V77H253V79L252 80H250L251 78L250 77H252V76H249V73H246V72H244L243 74H244V76H242L243 78H245V80H243L241 77V79L242 80H239V81H237V78H235L234 77V74L232 75L233 76V79L232 80H234V82L235 83H238V84H235L233 81V83H231V81H229L230 79V76L228 77V78H226L227 77V74H225L224 72H226L225 71V69L226 68H228V66L226 67V65H224V64H226V62L228 61H226V62H224V63H220L219 65H218V67L216 66L215 68L216 69H214V67H213V70H212V66H215V64H214V62L215 61H217L216 59H215V61L214 60H212V58H213V56L214 55H210V56H207L208 54H215V51L213 50V49H215L214 47L215 46H212V50H210V53L207 51V50H202V56H204L205 57V54L206 53H208L207 55H206V57L209 59V57H212L211 59H209V60H212L213 61V63H210L211 61H209V63L212 65H210V64H208V63H204L203 61H205V59H206V57H205V59H204V57H202L203 59L201 60L203 63H200V61L198 62V63H196L195 61L197 60L198 61V59L200 58H198L197 57V54H195V53H192V51H194V52H197L198 51V49H200L199 47H204V44H203V46H200V41H198V46L196 45V48L197 49H195V50H192L191 48H192V46H190L191 44H193V42H190V41H192V39L194 40L195 38H194V35H197L198 33H199V31L198 30H200L201 29V26H200V28H198V26L196 25V24H194L193 22H189V24H186V25H184ZM192 27V28H191ZM196 27V28H195ZM204 28V27H203ZM190 29V31H188ZM205 29V28H204ZM195 30V31H194ZM203 31H205V30H201V32H203ZM207 31H206V34L205 35H207ZM215 32V33H211V32ZM184 32H185V34H184ZM189 32H192L191 34L189 33ZM197 32V33H196ZM221 34H223L222 36H225V34H224V32H222ZM179 35H181V39H179L180 38V36ZM201 35V34H200ZM214 35V36H213ZM215 35L216 36H218V37H215ZM179 36V37H178ZM203 35H201V37H202ZM226 36H228V35H226ZM186 39V40H184V38ZM196 37V36H195ZM198 38H200L199 36H197ZM205 37V36H204ZM204 37H203V40H204ZM206 38H208V37H206ZM211 37H209V41H212L211 39H210ZM222 39H226V38H223V37H221ZM202 39V38H201ZM222 39L220 40V41H222ZM183 42H182V41ZM207 40V39H206ZM214 41V42H215ZM223 41H225V40H223ZM223 41L222 42H219L220 44L222 43L223 44ZM226 41H228V37H227V40ZM179 42V43H178ZM188 42V43H187ZM195 42V41H194ZM215 42V44H218V43H216ZM187 43V44H186ZM202 43V42H201ZM203 43H205V41L203 42ZM213 43V42H212ZM228 43V42H227ZM177 44L179 45V46H177ZM185 44V45H184ZM189 44V45H188ZM195 44L196 43H194V46H195ZM206 44V43H205ZM208 44H209V48H211V46H210V42H208ZM214 44V43H213ZM226 44V43H225ZM225 44H223V45H225ZM183 45V46H182ZM186 45H188V46H186ZM219 45V44H218ZM222 45V46H223ZM227 46H228V44H226ZM193 46V47H194ZM221 46V47H222ZM188 47H190V48H187ZM221 47H220V49H221ZM224 47H226V46H223L222 47V49L224 50ZM165 48V49H164ZM179 48V49H178ZM184 48H186V50H187V54L185 53V49ZM208 48V49H209ZM217 48H218V46H217ZM172 49H173V47H172ZM180 49H182V50H180ZM183 49H184V53H185V55H184V53H182L183 52ZM190 49V50H189ZM206 49V48H205ZM221 49V51H220V53L223 51ZM226 49H228V48H226ZM258 49H260V50H258ZM171 50V49H170ZM179 52H178V51ZM207 51V52H206ZM212 51H214L213 53H212ZM218 51H219V49H218ZM216 52L217 54L219 53V52ZM168 53V55H167V53ZM176 54H175V53ZM190 52V53H189ZM206 52V53H205ZM258 52V53H259ZM166 53V54H165ZM172 53H174V54H172ZM204 53V54H203ZM223 54H218L219 55V57H220V55H222V57H220V61L219 62H221V59L223 58V55H224V52H222ZM164 54V55H163ZM182 54V55H181ZM195 54V55H194ZM227 54H228V50H227ZM226 54V55H227ZM172 57V59H171V57ZM175 55H176V57H175ZM200 55V53H199V56H201ZM216 55V54H215ZM217 55V56H218ZM165 56H166V58H165ZM178 56V57H177ZM193 56V57H192ZM196 56V57H195ZM225 56V55H224ZM228 56V55H227ZM247 56V55H246ZM163 57V58H162ZM169 57V58H168ZM181 57V58H180ZM187 57V58H186ZM216 57V56H215ZM214 57V58H215ZM254 57V58H253ZM258 57V58H257ZM143 58V57H142ZM181 60H180V59ZM191 58V59H190ZM197 58V59H196ZM217 59H218V57H216ZM225 59L224 60H226V56L224 57ZM246 58V57H245ZM144 59V58H143ZM169 59V60H168ZM179 59V60H178ZM196 59V60H195ZM201 59V58H200ZM199 59V60H200ZM208 59H206V61L205 62H208L207 60ZM228 59V58H227ZM254 59V60H253ZM161 60V61H160ZM191 60V61H190ZM195 60V61H194ZM223 60V61H224ZM241 60V59H240ZM242 60H243V58H242ZM260 60V61H261ZM164 61V62H163ZM165 61H167V62H165ZM173 61V62H172ZM178 61V62H177ZM194 61V63H196V64H198V65H200V64H203V66H204V64L207 66V64L209 65V66H211V67H209V66H207V67H209L210 69L208 70V68L206 67V69L208 70V71H206V69L204 70V68L203 67H201L200 66V68H197V66L198 65H196V66H194L193 64H191L192 62ZM218 61H217V64H218ZM222 61V62H223ZM148 62H149V60H148ZM191 62V63H190ZM169 63H171V64H169ZM175 63V64H174ZM189 63V64H188ZM216 63V62H215ZM242 63H243V61H242ZM241 63V64H242ZM253 65H252V64ZM167 64V65H166ZM174 64V65H173ZM180 64H181V66H180ZM184 66H183V65ZM216 64V65H217ZM222 64V65H221ZM180 67H179V66ZM187 65H188V68H187ZM221 65V66H220ZM224 65V67H226V68H224V67H222ZM252 65V66H251ZM261 65L263 66V63H261ZM261 65H260V63H259V67L261 68ZM173 66H174V68H175V70H174V68H173ZM193 66V67H192ZM182 67V68H181ZM186 67V68H185ZM190 67V68H189ZM219 67H221L224 71L223 72H221V73H223V74H221L220 72H217V71H219L221 68H219ZM244 67V68H243ZM246 67H248V68H246ZM251 69H250V68ZM264 67V66H263ZM155 68V69H156ZM177 68V69H176ZM185 68V69H184ZM201 68H202V71H205L204 73H205V75L203 74V77H204V79L203 80H207V78L205 77L206 76V72H207V74H208V76L207 77H211V75H209V73H214V70H215V73L217 72V73H219V74H221V75H224L225 76V78L226 79H229V80H227V81H225L224 79V77H222V76H220V80H219V82L218 83H220V85H217V81L218 80H216V79H218V77L216 78V76L215 75H213L212 76V78L214 77V83H215V85L216 86H218V87H216V86H214V84H211V83H213V82H211L212 80V78H208V80L211 82L210 83V87H209V83L207 82L206 83V88H205V82L206 81H203L204 82V84H202V86L204 87V89H203V93L201 92V93H199L200 92V89H202L203 87L201 86V83H203V82H201L200 84H199V82L201 81V78L202 77H200V75H199V73L201 72L200 70H201ZM217 68H219L218 70H217ZM165 69V70H164ZM181 70L182 72H180V71H178V70ZM198 69H200V70H198ZM222 69H221V71H222ZM252 69H254V70H252ZM261 69H263V68H261ZM169 70V71H168ZM192 70V71H191ZM210 70H212V71H210ZM227 71H228V69H226ZM231 70H232V68H231ZM241 70H238L239 72L241 71ZM250 70H252V71H250ZM163 71H165V73L163 72ZM173 71V72H172ZM191 71V72H190ZM200 71V72H199ZM257 71L259 72V74L257 73ZM263 71V70H262ZM172 72V73H171ZM199 72V73H198ZM235 73H236V71H234ZM233 72V73H234ZM239 72H237V73H239ZM187 73V74H186ZM197 73H198V75H199V78H197L196 76L194 77V78H197V79H199V80H197V79H195V82L197 83L196 84V87H198V84H199V86H200V89H199V91H197V90H195V89H197L196 87H193V86H195V85H193L192 83V81H194V79H192V77L190 78L189 76H194L193 74H195V75H197ZM214 73V74H215ZM227 73V72H226ZM230 73H231V71H230ZM256 73V74H255ZM151 74V73H150ZM149 74V75H150ZM162 74H163V76H162ZM172 74H174V75H172ZM178 74V75H177ZM232 74V73H231ZM240 74H242L241 72H240ZM248 74V77H247V79H246V75ZM251 74V75H252ZM166 75V76H165ZM168 75V76H167ZM173 77H171V76ZM187 75V76H186ZM197 75V76H198ZM237 74H235V76H236ZM162 76V78H159L160 80H158V77H161ZM202 76V75H201ZM219 76V75H218ZM240 76V75H239ZM257 76V77H256ZM151 77V78H150ZM165 77H167L166 79H164ZM182 77V78H181ZM236 77H238V76H236ZM180 78V79H179ZM223 78V79H222ZM249 78V79H248ZM168 79H169V81H168ZM255 79V80H254ZM161 80L162 81H164V80H166V81H164V82H166V83H164V82H161ZM173 81V83H172V81ZM178 80V81H177ZM190 80H192V81H190ZM198 82H197V81ZM207 80V81H208ZM216 80V81H215ZM251 82H250V81ZM257 80H258V82H257ZM182 81V82H181ZM226 82V84H225V82ZM230 82V83H228L227 84V82ZM264 81V80H263ZM157 82V83H156ZM159 82V83H158ZM188 82H190V84L188 83ZM194 82V83H195ZM243 82V83H242ZM252 82H253V85H252ZM150 83V85H146V84H149ZM162 83V84H161ZM251 83V84H250ZM263 83V84H262ZM261 84H259L260 85V87H263L264 88V82H262ZM157 84V85H156ZM169 84V85H168ZM186 85V92H188V87H189V92H190V94H188L187 93V95H189L190 97H191V99H190V97H188V96H184V98H183V96L182 95H180L179 96V94H182V89H183V86H184V89L183 90H185V85ZM187 84H189V85H187ZM193 86H192V85ZM232 84H234V85H232ZM241 84V85H240ZM247 84H249V85H251V86H249V85H247ZM141 85V86H142ZM159 85V86H158ZM171 85H173V86H171ZM192 87H191V86ZM208 85V86H207ZM211 85H213L216 89L218 88V89H220L219 91H218V93H217V90L213 87V91L211 92L210 91V88H212V86ZM222 85V86H221ZM236 85H238V86H236ZM255 85H257L258 87L257 88H255ZM263 85V86H262ZM167 86H169V87H167ZM227 86H229V87H227ZM244 86V87H243ZM254 88H253V87ZM147 88V90H146V88ZM160 87H162L163 88V91H161L162 90V88H160ZM182 87V88H181ZM193 89V92H192V90H191V88ZM202 87V88H201ZM221 87V88H220ZM225 88V90H224V88ZM237 87V88H236ZM238 87H239V89H238ZM243 87V88H242ZM249 89H248V88ZM209 88V89H208ZM260 90H259V89ZM151 89V90H150ZM154 89V90H153ZM181 89V90H180ZM250 89H252V90H250ZM256 89H258V92H259V94H258V92H257V90ZM153 90V91H152ZM172 90V91H171ZM216 90V91H215ZM222 90V91H221ZM224 90V91H223ZM232 90H233V92H232ZM241 90V91H240ZM150 93H148V92ZM178 93H177V92ZM210 91V92H209ZM221 91V92H220ZM228 91V92H227ZM245 91V92H244ZM249 91V92H248ZM253 91H255V92H253ZM261 91V92H260ZM166 92V93H165ZM179 92H181V93H179ZM197 92V93H196ZM214 92V93H213ZM148 93V94H147ZM154 93V94H153ZM184 93V92H183ZM192 93H194L193 95L194 96H197V98H200V99H197V98H194L191 94ZM228 93V94H227ZM232 94V97H231V94ZM235 93V94H234ZM242 95H241V94ZM251 93V94H250ZM260 93L263 95H260ZM196 94V95H195ZM203 94V95H202ZM228 97V98H225L226 96ZM247 94H249V95H247ZM253 94V95H252ZM258 94V95H257ZM146 95V96H145ZM150 95V96H149ZM179 96V98H178V96ZM201 95V96H200ZM224 95V96H223ZM238 95V96H237ZM243 95H247L246 97H244ZM168 96V98H166ZM170 96V97H169ZM174 96H176V98L174 97ZM207 96H211V98L212 99H214V100H210ZM213 96V97H212ZM255 96H257V98L255 97ZM188 98V99H190V100H192V97L194 98L193 99V101H196L195 99H197L198 100V102L196 101V102H193V101H189V102H192V104L194 103V105H196V106H194V105H190L189 107L187 106L188 105V101L186 102V105L185 104H183V106H184V108L186 109H182L183 107H182V101L185 99V98ZM203 97V98H202ZM231 98V100H230V98ZM234 97H235V99H234ZM241 98V100H240V98ZM252 97V98H251ZM263 97V98H262ZM143 98V99H142ZM145 98H147V100L148 101H146V99ZM159 98V99H158ZM162 98V99H161ZM164 98V99H163ZM172 98H173V100H172ZM233 98V99H232ZM158 99V100H157ZM178 99V100H177ZM201 99H202V101H201ZM208 100V102H205V101H207ZM238 99H239V101H241L242 102V104H241V102H238ZM249 99V100H251L252 102H253V100H254V102L252 103V102H250L249 100H248V102H247V100ZM256 99V100H255ZM137 100H139V101H137ZM143 100V101H142ZM152 100V101H151ZM155 100H157L156 101V103H154L155 102ZM165 100H167V101H165ZM168 100L170 101V104H168L169 102H168ZM180 100H181V102H180ZM201 102H200V101ZM205 100V101H204ZM233 100V101H232ZM237 100V101H236ZM261 100V101H260ZM147 103H146V102ZM154 101V102H153ZM174 102V103H172V102ZM178 101V102H177ZM186 101V99L183 101V103ZM217 101V102H216ZM229 101V102H228ZM255 101H257V102H255ZM144 102H145V104H144ZM148 102H150V103H148ZM168 102V103H167ZM204 102V103H203ZM210 102V104H207V103H209ZM213 102V103H212ZM229 104H227V103ZM236 102H238V104H236L235 105V103ZM246 102V103H245ZM252 103V104H254V105H252V108H251V106H250V104L249 105H247V103ZM260 102V103H259ZM133 103H135V102H133ZM180 103V105H178ZM198 103V104H197ZM201 103H202V105H201ZM226 103V104H225ZM231 103V104H230ZM256 103L258 104V105H256ZM142 104H144V105H142ZM147 104V105H146ZM152 104H154V105H152ZM157 104V105H156ZM164 104V105H163ZM173 104H174V106H173ZM205 104V105H204ZM207 104V105H206ZM134 105V104H133ZM132 105V107L133 108H135L136 106L134 105L133 106ZM199 105V106H198ZM210 105V106H209ZM212 105V106H211ZM219 105H220V107H221V109L219 108ZM221 105H223V106H221ZM231 105V106H230ZM241 105V106H240ZM148 106H150L149 107V109H148ZM204 106V107H203ZM209 106V107H208ZM215 108H218V110L220 111L221 110V112L223 113H219V111H216V109H214V107ZM242 106L244 107H246V108H248V109H244V111H242ZM258 106H260V107H262V108H259ZM166 107H168V108H166ZM180 107H181V109H180ZM188 109H187V108ZM195 107V108H194ZM200 107V108H199ZM206 107V108H205ZM208 107V108H207ZM212 107V108H211ZM225 107V108H224ZM227 107V108H226ZM232 107V108H231ZM234 107H236L235 109H234ZM244 107V108H245ZM256 109H255V108ZM138 108V109H139ZM164 108V109H163ZM177 108V109H176ZM179 108V109H178ZM193 110H192V109ZM204 108V109H203ZM151 109V110H150ZM169 109H171V110H169ZM195 109V110H194ZM202 109V110H201ZM209 111H208V110ZM210 109H211V112H210ZM212 109H213V111H212ZM225 109V110H224ZM231 109L232 110H234V112L233 111H231ZM260 111H259V110ZM135 110H137V108H135ZM168 110H169V112L170 111H172V112H174L175 114H177L176 116H175V114H173L172 112L171 113H168ZM180 110V111H179ZM188 110V111H187ZM206 110V111H205ZM247 110H248V112H250V113H248L247 112ZM251 110V111H250ZM257 110V111H256ZM139 111V110H138ZM137 111V112H138ZM163 111V112H162ZM176 111V112H175ZM194 111V112H193ZM204 111V112H203ZM216 111V112H215ZM233 112L234 113V115H233V113H231V112ZM249 114H247L246 112ZM257 112V113H255V112ZM186 112H190V114H192L193 113V115H190V114H188V113H186ZM192 112V113H191ZM198 112V113H197ZM227 112H229L228 114H227ZM238 112V113H237ZM239 112H240V114H241V117L240 116H238V114H239ZM242 112H243V114H242ZM245 112V113H244ZM139 113V112H138ZM143 113H145V114H143ZM149 113V114H148ZM157 113V114H156ZM162 115H161V114ZM180 113V114H179ZM181 113H182V115H181ZM183 113H186V114H184L183 115ZM213 115H212V114ZM251 113H253V114H251ZM154 114H156V115H154ZM172 114V115H171ZM187 114H188V116H187ZM197 114V115H196ZM205 114V115H204ZM224 114H226V115H224ZM251 114V115H250ZM258 114H260V116H257ZM148 115H149V120H148ZM186 115V116H185ZM189 115H190V117L193 119H191L190 120V117H189ZM208 115V116H207ZM247 117H245V116ZM256 115V116H255ZM145 116H147V119H146V117L144 118ZM153 116V117H152ZM158 116V117H157ZM164 116V117H163ZM167 116V117H166ZM170 116V117H169ZM193 116V117H192ZM223 116H226V117H228V118H223ZM231 116V117H230ZM251 116V117H250ZM254 116H255V118H254ZM154 117H156V119L154 118ZM178 117H180V118H178ZM185 117V119H183ZM187 117V118H186ZM212 117V118H211ZM233 117V118H232ZM240 117V118H239ZM242 117H245L246 119H244V118H242ZM258 117V118H257ZM261 117H264V116H261ZM142 120V118H144V120H142L143 122H142V124H141V121H140V119ZM158 118H159V120H158ZM174 120H173V119ZM239 118V119H238ZM248 118L249 119H254V120H252V121H254L255 123H254V126H253V122L251 121V120H248ZM116 119V118H115ZM139 119V120H138ZM218 121H217V120ZM236 119V120H235ZM238 119V120H237ZM244 119V120H243ZM111 120V119H110ZM109 120V121H110ZM112 120H114L113 118H112ZM108 121V125L109 126H112V127H115V125H116V120H114V121ZM179 120V121H178ZM189 120V121H188ZM197 120V121H196ZM233 120V121H232ZM240 120H242V122H240ZM259 121V122H257V121ZM262 120V121H261ZM146 121V122H145ZM159 121V122H158ZM166 121H168V125H167V127H166ZM172 121V122H171ZM177 121V122H176ZM187 121V122H186ZM206 121L208 122V121H210L209 122V124L208 125H210V123L212 124V126L210 125L209 127H208V125H207V123H206ZM217 121V122H216ZM230 123L231 121H232V123H228V122ZM246 122V124L248 125V127L246 126V124H245V122ZM248 121H251L250 123H248ZM158 122V123H157ZM173 122H175V123H173ZM181 122V123H180ZM193 122V123H192ZM215 122L216 123H218L217 125H215ZM260 122H262V123H260ZM115 123V124H114ZM188 123H189V125H188ZM190 123H191V126H192V128L190 127ZM200 123H201V125H200ZM214 123V124H213ZM256 123H257V125H256ZM155 124V125H154ZM172 124V125H171ZM181 124V125H180ZM187 126H186V125ZM229 124V125H228ZM250 124H252V126L250 125ZM136 125V126H135ZM142 125V126H141ZM150 125H152L151 127H150ZM156 125H158V126H156ZM175 125V126H174ZM178 125H180L179 127H178ZM205 125V126H204ZM251 127H250V126ZM139 126V127H138ZM160 126H165V128L169 131V132H167L166 131V129L164 128V129H162L163 127H160ZM169 126H171V127H169ZM173 126V127H172ZM178 128H177V127ZM230 126H231V128H230ZM112 127H111V129H112ZM143 127V128H142ZM158 127V128H157ZM186 127H189V128H187V129H183V128H186ZM193 127H197V131L193 128ZM136 128V129H135ZM142 128V129H141ZM150 128V129H149ZM171 128V129H170ZM176 128V129H175ZM229 128H230V130H229ZM233 128V129H232ZM160 129H162V130H165V133L167 132V137H166V134L165 133H160V132H162V130L160 131ZM182 131H181V130ZM188 129H190V130H188ZM193 129H194V131H196V133L193 131ZM208 129H209V131H208ZM134 132H133V131ZM172 132H171V131ZM188 130V131H187ZM213 130V131H212ZM234 130V131H233ZM255 130V131H254ZM100 132H99V134H98V131H96L95 133L96 134H98L100 137H102V135H103V133H105L106 132V130H103V132L101 131V129L99 130ZM160 131V132H159ZM199 131H201V132H199ZM208 131V132H207ZM229 131V132H228ZM237 131V132H236ZM258 131V132H257ZM102 132V133H101ZM157 132V133H156ZM171 132V133H170ZM183 132V133H182ZM188 132H192L191 134H189ZM198 132H199V134H198ZM212 132V133H211ZM230 132H232V133H230ZM94 133V134H95ZM107 133L108 132H106L105 134L107 135ZM142 133H144L143 135H142ZM160 133V136H157V134H159ZM172 133H174V136H173V134ZM175 133H177V134H175ZM186 133V137L187 138H185V136H184V134ZM202 133V134H201ZM234 133V134H233ZM146 134V135H145ZM170 134V135H169ZM212 134V135H211ZM236 134V136H234ZM75 136V133H73L72 134V136ZM165 135V136H164ZM177 135H178V137H179V135H180V137L178 138L177 137ZM184 137H183V136ZM196 135V136H195ZM199 135V136H198ZM202 135V136H201ZM211 135V136H210ZM73 136V137H74ZM137 136V141H136V139H134L135 137ZM144 136V137H143ZM157 136V141H155L156 140V137ZM163 138H162V137ZM170 136V137H169ZM182 136V137H181ZM190 136H191V138H190ZM194 136V137H193ZM217 136L219 137V138H217ZM232 136H234V137H232ZM251 138H250V137ZM263 136V137H262ZM152 137V138H151ZM160 137H161V139H160ZM164 137H166V138H164ZM169 137V138H168ZM176 137H177V139H176ZM195 137H197L196 139H195ZM202 139H201V138ZM221 137V138H220ZM236 137V138H235ZM131 139V143L129 142L130 141V139ZM173 140V141H170L171 139ZM180 138H182V139H184V140H182V139H180ZM188 138H190V139H188ZM210 139V141H208V139ZM226 141V144L227 145H225V141L223 140V139ZM235 138V139H234ZM68 138H66V141H68L69 139H70V141H71V138L69 137V139L67 140ZM132 139H134V140H132ZM153 139H154V141H153ZM178 139H179V141H180V143H181V146H179L180 145V143L178 144V145H176L177 143H178ZM200 139H201V143L202 142H204V140H206L205 142H206V144H207V142L208 143H210V145H214L215 144V142H217L216 143V145L218 146H216V145H212L213 147H215V149L216 150H214V151H217V153L216 152H213L214 153V156H211L210 154H212V153H208V151L209 152H211V149H212V151H213V147L212 146H208V148L209 147H211L210 149H208V148H204L205 147V142L204 143H202L203 145L202 146H204V147H202V146H200L201 145V143H200ZM214 139V140H213ZM223 140V142H222V140ZM233 139L235 140V141H233ZM175 140V141H174ZM188 140L190 141L191 140V142H193L192 144H191V142H188ZM196 140H198V141H196ZM63 141V140H62ZM66 141H63V143H64V145L65 146H68L69 144H71V142L69 141V142H66ZM141 141L142 142H144L145 144H142L141 143ZM148 141V142H147ZM165 142V144L163 143V142ZM183 141V142H182ZM185 141H186V143H185ZM213 141V142H212ZM257 141V142H256ZM137 142V143H136ZM155 142V143H154ZM162 144H160V143ZM172 143V145H170L171 143ZM194 142L196 143V144H194ZM230 142V143H229ZM67 143V144H66ZM123 143V142H122ZM128 143V144H127ZM153 145V147H152V145ZM157 143L158 144H160V145H157ZM170 143V144H169ZM174 143H176L175 145H174ZM198 143V144H197ZM200 143V144H199ZM231 143H232V145H231ZM136 144H138V145H136ZM147 144H149L150 145V147H149V145H147ZM163 144H164V146H163ZM183 144H185L184 146H183ZM114 145V144H113ZM120 145V146H119ZM135 145H136V147H135ZM158 147H157V146ZM199 145V146H198ZM207 145H209V144H207ZM206 145V146H207ZM64 146V148L65 149H63L64 151H66V152H64L63 154H67V152L69 151V146L67 147V149L68 150H66V147ZM145 146V147H144ZM156 146V148H154ZM161 146H163L162 148H161ZM171 146V147H170ZM175 146V147H174ZM177 146H179V149H178V147ZM192 146V148L194 147V150L192 149V148H190ZM229 146H231V148H229L228 149V147ZM116 147V148H115ZM123 147L127 150H125L124 149V151H123ZM143 147V148H142ZM152 147V148H151ZM160 147V148H159ZM169 149H168V148ZM111 148V147H110ZM109 148V149H110ZM140 148H141V150H140ZM145 148V149H144ZM151 148V149H150ZM164 148V149H163ZM168 149V151H167V149ZM221 148H222V151H220L221 150ZM121 149V151L119 152V150ZM142 149H143V151H142ZM149 149V150H148ZM155 150V155L153 154V152H154V150ZM156 149H158V151H156ZM166 149V150H165ZM172 149V150H171ZM173 149H175V150H173ZM180 150V151H176V150ZM188 149H192V152H190V150H188ZM218 149V150H217ZM117 150V151H116ZM147 150V151H146ZM159 150H161V151H159ZM164 150V151H163ZM170 150L172 151V153L174 154H172V155H169V154H167V153H170ZM108 151H110V152H108ZM151 152V153H149L148 154V152ZM166 151V152H165ZM181 151H184V155H182L183 154V152L181 153ZM194 151H196V152H198L197 154L194 152ZM218 151H220V153H218ZM122 152V153H121ZM124 152V153H123ZM143 154H142V153ZM147 152V153H146ZM157 152H158V154H157ZM164 152V153H163ZM188 152V153H187ZM193 152L195 153V154H193ZM222 152V153H221ZM112 153H114V155L112 154ZM116 153V154H115ZM139 153H141L140 155H139ZM224 153V154H223ZM229 153V154H228ZM103 154V155H104ZM112 154V155H111ZM117 154H119V155H117ZM122 154H124L125 156H126V158H125V156L124 155H122ZM146 154V155H145ZM154 156H153V155ZM157 154V155H156ZM176 154H178V156H180L179 158H181V159H178V156H176ZM186 154V155H185ZM190 154V156H188ZM192 154V155H191ZM215 154H217V155H219L218 157H220L221 158V156L220 155H224L225 156V159H224V162L221 160V159H223V158H221L220 159V161H219V159H218V157H217V155H215ZM120 155H121V157H120ZM149 156L150 157V159H147L146 158V156ZM161 155V156H160ZM167 155V156H166ZM197 158H194V156ZM197 155H199L200 156V158H198L197 157ZM209 155H210V157H209ZM213 155V154H212ZM115 156V157H114ZM137 156H139L138 158H137ZM140 156H142V158H143V156H145L143 159L140 157ZM147 156V157H148ZM151 156L152 157H154V158H151ZM158 156V157H157ZM169 156V157H168ZM185 156V157H184ZM192 156V157H191ZM104 157H103V161H104ZM111 157V158H110ZM148 157V158H149ZM156 157V158H155ZM159 157L161 158V159H159ZM162 157H164V158H162ZM167 157V158H166ZM173 157V158H172ZM182 157H184V159H186V158H188V160L186 159V162H185V160H184V162L185 163H183L184 165H182L181 163H179V162H177L178 160H182ZM190 157H191V159H190ZM202 157H204L203 159H202ZM207 157L208 158H210V159H214L215 157H217V160H216V158L214 159V160H216L218 163H217V166H216V161L214 162V160L213 161H211V163L213 162V163H215V165L214 164H211V163H209L210 162V160L209 159H207ZM223 157V156H222ZM226 157H227V159H226ZM125 158V159H124ZM140 158H141V160H140ZM147 160H146V159ZM168 158H169V160H168ZM192 158H194V159H196L195 161L196 162H200L201 161V164L198 162L197 164H199V166H200V169H198V167H195L197 170H195L194 171V166H197V164L195 165V163H193L192 161H194V159H192ZM207 159V161H206V163L207 164H205L206 166L208 165V164H210V165H208L207 167H210V169H211V167L213 166V169H212V172L210 173V174H208L209 172H210V169L208 170L207 168V172L206 171H202V170H204L205 169V167L206 166H204V164L203 163H205V161H203L204 159ZM263 158V159H262ZM109 159V160H108ZM112 159V160H111ZM114 159L116 160V161H118L117 163L116 162H114ZM135 159H137V160H135ZM145 159V160H144ZM151 159L153 160V162L151 161ZM160 160V161H157V160ZM177 160V161H175V160ZM200 159V160H199ZM202 159V160H201ZM260 159V160H259ZM125 160V161H124ZM140 160V161H139ZM150 160V163L148 164V162L147 161H149ZM173 160V162H171ZM228 160V161H227ZM127 161V162H126ZM143 161H145V162H143ZM163 161V162H162ZM164 161H167L165 164H164ZM170 161V162H169ZM175 161V162H174ZM187 161H191L192 163H193V165H191L192 163L190 162V164H189V162L187 163ZM247 161H249V163H247V164H245V162H247ZM120 162L122 163V162H126V164L128 165H126L125 163H122V164H124V165H121L120 164ZM137 162H139V163H137ZM156 162L159 164V165H156ZM179 163V164H181L182 165V167L181 168H183L184 170H182L180 167H176V164L175 163ZM203 162V163H202ZM259 162H260V164H259ZM105 163V162H104ZM117 164V166H116V164ZM137 165H136V164ZM153 163H155V167H154V164ZM187 163V165H190V166H193V168L191 167V169H190V167L189 166H187L186 165V167L184 168V166H185V164ZM223 163V164H222ZM236 163H238L239 164V166L236 164ZM256 163V164H255ZM118 164H120V165H118ZM132 164H135V165H133V166H131ZM151 164H153L152 166H153V170H149V169H151L150 167H151ZM168 166H167V165ZM172 164L173 166L172 167H169L170 165ZM179 164H178V166H179ZM202 164H203V169H201V167H202ZM221 164V165H220ZM234 164H236V165H234ZM140 165V166H139ZM150 165V166H149ZM166 165V167H163V166H165ZM175 165V166H174ZM262 165V166H261ZM116 166V167H115ZM134 166H137V168L138 167H140V169L138 168H136V167H134ZM143 166L146 168H144L145 170H142V172H141V169H143ZM156 166L157 167H160L159 169L157 168V169H154V168H156ZM244 166V167H243ZM251 166H253V167H251ZM257 166H261L260 168L259 167H257ZM130 167V168H129ZM134 167V168H133ZM167 167H169V168H172L173 170V172L170 170H168V168ZM246 167V168H245ZM250 167H251V171L249 170L248 171V169H250ZM257 168V169H255V168ZM130 170H129V169ZM133 168V169H132ZM149 168V169H148ZM189 168V169H188ZM258 168H259V170H258ZM109 169H108V171L106 170V173H108V172H110L109 171ZM118 169H116L117 170V172L119 173V171H118ZM134 169H136V170H134ZM163 169H165V172H162V171H164ZM175 169V170H174ZM188 169V170H187ZM205 169V170H206ZM263 169V170H262ZM116 170H115V172H116ZM121 170H120V172H121ZM131 170H133V171H131ZM138 170H140V173H139V171ZM155 170V171H154ZM157 170L158 171H160L162 174H163V178L159 175V174H157V173H155L154 174V177L152 178L151 176H152V174H153V172H157ZM179 170V171H178ZM186 170H187V172H186ZM199 170H200V172H199ZM247 170V171H246ZM129 171H131V173H129ZM147 171H149V172H146ZM191 171H194V172H191ZM198 171V172H197ZM255 173H257V174H255ZM259 171V172H258ZM260 171H262V174H260ZM103 172H104V170H103ZM136 172V173H135ZM151 172V173H150ZM167 172V173H166ZM169 172H170V174H169ZM172 172V173H171ZM202 172V173H201ZM214 172V173H213ZM248 172V173H247ZM250 172H252V173H250ZM114 173V172H113ZM150 173V174H149ZM183 173V174H182ZM187 173V174H186ZM190 173H192V174H190ZM195 173V174H194ZM199 173H200V175H199ZM204 173H207V175L206 174H204ZM216 173V174H215ZM243 173V174H242ZM245 173H247L248 175H246ZM258 173H259V175H258ZM120 174V173H119ZM121 174H122V172H121ZM130 174V175H129ZM135 176H134V175ZM137 174V175H136ZM157 174V175H156ZM161 174V175H162ZM164 174H165V176H164ZM166 174H167V176H166ZM202 174V175H201ZM204 174V175H203ZM241 174V175H240ZM246 175V176H243V175ZM249 174H253V175H249ZM123 175V176H124ZM139 175L141 176V177H139ZM146 175H147V178H145L146 177ZM170 175H172L171 177L173 178V180H172V178L170 177V182L168 181L169 180V176ZM188 175V176H187ZM206 175V176H205ZM210 175V176H209ZM256 175V176H255ZM262 175V176H261ZM120 176H122V175H120ZM131 176H133V177H136L135 178V180H134V178L133 177H131ZM160 176V177H159ZM186 176H187V178H186ZM191 176V177H190ZM203 176V177H202ZM217 176V177H216ZM220 176V177H219ZM223 176H224V178H223ZM240 176H242L241 178H240ZM247 176H248V180L249 181H247V180H244V178H247ZM251 176H253L252 178H251ZM259 176V177H258ZM129 177H131V178H129ZM139 177V178H138ZM144 177V178H143ZM152 178V180H150V184L152 185V183H154L155 185H158V186H155L154 184V186H155V188H157V187H159L158 189H157V191L159 190L160 191V193L159 194H157L156 192V189L154 188V186H150V184H147L146 182L149 180V178ZM164 177H165V180H164ZM178 177H180L182 180H180V178H179V180H177V178ZM190 177V178H189ZM206 177V178H205ZM132 178H133V180L134 181H132ZM161 178H162V180H164V181H162L161 182ZM220 178H221V180H222V182H221V180H220ZM225 178H227V181L225 180ZM114 180H116V179H114ZM119 180H118V182H119ZM139 181L138 183H139V185H138V183L136 182V181ZM147 180V181H146ZM155 180V181H154ZM172 180V181H171ZM203 180V181H202ZM219 182H218V181ZM224 180V181H223ZM231 180V181H230ZM237 180V181H236ZM79 182H78V184L79 183H81L80 182V180H78ZM146 181V182H145ZM151 181H153V182H151ZM211 181H214V182H211ZM233 181V182H232ZM237 182L238 183V185H240L239 187H238V185H236L235 184V182ZM239 181V182H238ZM252 181V182H251ZM254 181V182H253ZM257 181H259V182H257ZM89 182V181H88ZM143 182V183H142ZM171 182H173V183H175V186H173V184L171 183ZM183 182H184V180H183ZM204 182H206V183H204ZM221 182V184L219 185L218 183H220ZM225 182V184H223ZM228 182V183H227ZM244 182V183H243ZM248 182H251V183H249L248 184ZM256 182V183H255ZM84 183L86 184L87 182H82L81 184L84 186ZM91 183V182H90ZM110 183V182H109ZM115 183H117V181H115ZM115 183H114V185H115ZM131 183H133V186H132V184ZM141 183L142 184H144V183H146L147 184V186H145L146 184H144V185H141ZM158 183V184H157ZM161 183H163V184H161ZM170 183V184H169ZM177 183V184H178ZM185 183H186V181H185ZM185 183H182L181 182V184H185ZM188 183V182H187ZM186 183V184H187ZM201 185H200V184ZM210 183H212L213 184V186H214V183L215 184H217V186L215 185V187H213ZM229 183H233V185H231V187H229L230 186V184ZM240 183V184H239ZM255 183V184H254ZM259 183V184H258ZM125 184V183H124ZM137 186H136V185ZM204 184L208 187H204ZM208 184V185H207ZM223 184V185H222ZM229 184V186L227 187L228 189V191H227V194H226V191L225 192H220V191H224V190H226V189H224V186H227ZM253 184V185H252ZM87 185H89V183L87 184ZM107 185V184H106ZM113 185V182H112V184H111V186ZM123 185V184H122ZM163 185V187L161 188V186ZM170 185V186H169ZM189 185V186H190ZM234 185H236V187H237V192H236V187L234 186ZM86 186V185H85ZM107 186H110L109 184L107 185ZM148 186H150L151 187V189H150V187H148ZM164 186H165V189H164ZM167 186V187H166ZM212 186V187H211ZM220 186H222V189L220 190ZM232 186H233V189H232ZM250 186V187H249ZM82 187V186H81ZM88 187V186H87ZM122 187V186H121ZM133 187H134V189H133ZM140 187V189H139V192H138V188ZM168 187H169V190H168ZM184 187V186H183ZM204 187V188H203ZM216 187H217V189H219L218 191H217V189H216ZM245 187V188H244ZM247 187H249V188H247ZM123 188V187H122ZM151 190V192H150V190ZM152 188H154V190L152 189ZM186 188V187H185ZM184 188V189H185ZM189 188V187H188ZM192 188V187H191ZM190 188V189H191ZM193 188H194V186H193ZM196 188H194V189H196ZM209 188H211V189H209ZM214 188H215V190H214ZM239 188V189H238ZM255 188V187H254ZM253 188V189H254ZM190 189H189V191H190ZM193 189V190H194ZM202 189H203V191H202ZM206 189V190H205ZM235 189V190H234ZM242 189V190H241ZM244 189H248V191L247 192H245L246 190H244ZM123 190V189H122ZM121 190V191H122ZM123 190V191H124ZM164 190V191H163ZM185 190H188L187 188L185 189ZM192 190V189H191ZM199 190V191H198ZM212 190V191H211ZM232 190V191H231ZM233 190H234V192H233ZM125 191L124 192H122V193H125ZM136 191V192H135ZM152 191H153V194H152ZM156 191V192H155ZM158 191V192H159ZM162 191V192H161ZM170 192V193H173V192ZM189 191H188V194H190L189 193ZM215 192V193H211V192ZM157 194V195H154L155 193ZM174 192H175V190H174ZM202 192V193H201ZM206 193V196L204 195L205 193ZM207 192H208V194H207ZM231 192V193H230ZM236 194L237 193V195L235 196L234 194ZM121 193V192H120ZM120 193H119V195H120ZM121 193V195L120 196H122V197H124L123 195L124 194H122ZM130 193V192H129ZM129 193H125L126 195L125 196H127ZM132 193V192H131ZM165 193V192H164ZM169 193V194H170ZM194 193V194H193ZM196 193V194H195ZM243 193V194H242ZM163 194V193H162ZM231 194H233V195H231ZM249 194H251V193H248V195ZM131 195H134V194H131ZM164 195V194H163ZM187 195V194H186ZM186 195H185V198H186ZM220 197V200H218L219 199V197ZM226 195H228V196H226ZM240 195V196H239ZM247 195V196H248ZM114 197H115V195H113ZM119 196V197H120ZM130 196V195H129ZM157 199H155L154 197ZM166 196V195H165ZM189 196H190V199H189ZM232 196H234V197H232ZM246 196V197H247ZM250 196V195H249ZM252 196H253V193H252ZM252 196H251V201L253 200L252 199ZM117 197H118V194H117V196H116V199H117ZM128 197V196H127ZM131 197V196H130ZM130 197H128L129 199L128 200H131L132 199V197L130 198ZM152 197L154 198V199H152ZM199 197H200V200L201 201H198L199 200ZM217 197H218V199H217ZM108 198H110V197H108ZM112 198V197H111ZM144 198V199H143ZM228 198V199H229ZM254 200H253V202L254 201H256L255 199H257V196H256V198H255V195H254ZM114 200H115V198H113ZM119 200L120 199H122V198H118ZM118 199L116 200V201H118ZM152 199V200H151ZM161 199H162V197H161ZM164 199V198H163ZM162 199V200H163ZM218 200V202H216L217 200ZM106 200L108 201V199L106 198ZM111 200V199H110ZM147 200V199H146ZM149 200H147V203H146V207H144L145 206V204L143 205L142 203V210H141V207H139V209L141 210V211H143L142 213L146 216L147 215V213L149 214L150 212V215L152 214V212L154 211L155 212V210H152V211H150L151 210V208L153 207V204L151 205L150 204V202H149ZM184 200V199H183ZM186 200V199H185ZM195 200V201H194ZM210 201V204L211 205H209V201ZM116 201H114V202H116ZM136 201V200H135ZM134 201V202H135ZM205 201V202H204ZM230 201V202H231ZM97 202H99V201H97ZM106 202V201H105ZM105 202L103 203V202H99V203H101V204H99L100 205V207H101V205H102V203L105 205ZM109 202V201H108ZM110 202H112V201H110ZM158 202H161V200L160 201H157V203ZM163 202V201H162ZM180 202H181V200H180ZM229 202V201H228ZM236 202V201H235ZM239 202V201H238ZM237 202V203H238ZM107 203V202H106ZM178 203V202H177ZM184 203V204H183ZM197 203H199V204H197ZM236 203V204H237ZM133 204H135V203H133ZM137 204V203H136ZM135 204V205H136ZM141 204L139 205V203H138V205L139 206H141ZM191 204V205H190ZM208 204V205H207ZM215 204V205H214ZM228 204H230V203H228ZM234 204V207L232 206ZM98 205V206H99ZM149 205H150V207H149ZM155 205V204H154ZM178 205V204H177ZM205 205V206H204ZM213 205V206H212ZM152 206V207H151ZM157 205H155V207H156ZM189 206H191V208L189 207ZM195 206V207H194ZM197 206V207H196ZM201 206H203V207H207L208 206V208H209V211L208 210H206V208H203V207H201ZM216 206V207H215ZM224 206V205H223ZM222 206V208L224 209V207ZM226 206V205H225ZM230 206V205H229ZM105 207V206H104ZM109 207V206H108ZM137 207V206H136ZM144 207V208H143ZM180 207H182V208H180ZM193 207H194V209H195V211H196V213H193V212H195V211H192L193 210ZM213 208V207H215L214 209H211L210 210V208ZM237 207L236 208H234V209H237ZM102 208V207H101ZM101 208H100V210H101ZM156 208H159V205H158V207H156ZM175 208H177V207H175ZM185 208H186V210H185ZM147 209H150L149 211L147 210ZM152 209H155V208H152ZM190 209H192V210H190ZM226 209H228V208H226ZM225 209V210H226ZM108 211V209L106 208L105 210L104 209H102L101 210V212L103 213L104 212V214L103 215H101V213H100V215H98V216H107L109 219H107V221L108 222H106V220L104 219V218H98V217H96L95 219H94V221H92V222H88V224L87 225H85L84 223V225L82 224V225H80L81 223H78V225H77V222H70V221H63L62 222V227L63 226H66V227H64V228H69V230H67V229H62V228H56V229H61L62 230V232H61V230L60 231H57V230H55V233H56V231H57V233H56V235L53 233L52 234V232H53V230L55 229V227L54 228H52L51 226V228L53 229L52 230V232H49V233H46V232H48V230H46V232L44 233L43 232V230H44V228H43V226H45V229H47L46 228V225H43L41 222H42V219H46L47 220V218L48 217H46V218H41L42 216H39V217H35V219H36V221H30L31 223H32V225H36L37 226V228L41 231V235H42V237L40 236V239L41 238H46L47 239V237H48V239H47V242L46 243H48V241H49V243L50 242H52L53 244H54V241H56L57 239H58V243H59V241H60V244H58V246L56 245L57 244V242L54 244V247L52 246V244L50 245L49 243H48V245L49 246H51V248H48V249H50V250H52V254H53V249L54 248H56L58 251H56V253H58V252H62V253H64V254H67L65 257H62L61 255L62 254H57V255H55L56 253L54 252V255H52L51 256V258L49 257V259L51 260H49L48 259V255L49 254H51V253H49L46 257H44L49 251H48V249L47 248H45L44 246H46V245H43L42 247H44V250H45V252H44V250L41 252L39 249V252L42 254V256H41V258H40V260L42 259V261H40L38 258V260H39V262H41V264L43 263V264H47V261H50V262H48V264H64L65 263V260H68L65 264H71L72 263V260H73V263L74 264H98L99 263V261H100V263L99 264H102V262H103V264H107L106 262L108 261L109 263L108 264H110V263H113V264H126L125 262H127L128 261V259H134V260H136L135 258H139L140 259V257L142 256V255H144V256H146L145 254L146 253H149L148 251H150V250H153V251H150V252H152V256L151 255H149V256H151V258L155 255L156 256V253L153 255V253L154 252H158V251H156L155 249H159V251H162V250H160V247H162L161 245H163L164 244V237L163 238H161V236H160V233L158 232L159 230V224H155V223H148V224H151V225H145L146 224V222H145V224H144V227L146 226H148L147 228L148 229H150V230H148L147 229V231H146V227H145V231H144V229H143V231L140 229V227H139V229L138 228H136V226H134L135 225V223H133L132 224V222H133V220H132V216H131V214L133 213V211L134 210H132V211H130V215L129 214H123V216H114V214H113V216H114V220H116L117 221V223L115 222H113L111 219H110V217L111 216H109L110 215V213L109 212H111V211ZM114 210H116V209H114ZM113 210V211H114ZM119 210V209H118ZM135 210H138L137 208L135 209ZM176 210V209H175ZM190 210V211H189ZM205 210V211H204ZM214 210V211H213ZM106 211V212H105ZM129 211V210H128ZM140 211V212H141ZM189 211V213L192 211V213H190V214H188L187 212ZM116 212V211H115ZM121 212V211H120ZM135 212V211H134ZM147 212V213H146ZM210 212V213H209ZM109 214V215H107V214ZM119 213V212H118ZM122 213H123V211L121 212V214L120 215H122ZM124 213H127V210H126V212H124ZM129 213V212H128ZM138 213V212H137ZM137 213H135V214H137ZM97 214H98V212H97ZM97 214H96V216H97ZM140 214L141 213H139V215L138 216H140ZM177 214V217H179L180 218V216ZM118 215V214H117ZM124 215H125V217H124ZM134 215V214H133ZM46 216V215H45ZM147 216H149V215H147ZM190 216H192V215H190ZM44 217V216H43ZM107 217H105V218H107ZM115 217H119V218H116L115 219ZM120 217H124V218H126L125 219V221H124V218L122 219L121 218V220H120ZM141 217V216H140ZM142 217H143V215H142ZM41 220H39V219ZM31 218L29 217V220H30ZM35 219H32V220H35ZM37 219L39 220V222L37 221ZM49 219V218H48ZM105 220V222H103L104 223V225L106 224V226H105V228H104V225H103V223L102 222H100V221H102V220ZM28 219H27V221H29ZM103 220V221H104ZM122 220H123V222H122ZM26 221V223L28 224V222ZM109 221H111V222H113V224H111L109 227L112 229V227L115 229H112V231L110 230V228L109 227H107L109 224H110V222ZM30 222H29V224L27 225L26 223L24 224V228H25V231H27V230H29V234H30V230H33L34 232L36 231V229L34 228V226H29L30 225ZM44 222H45V220H44ZM46 222H48V221H46ZM50 222V221H49ZM94 222H96V223H94ZM139 222V221H138ZM143 221H140V223H142ZM76 223V224H75ZM107 223H109V224H107ZM144 223V222H143ZM157 223V222H156ZM41 224V225H40ZM90 224V225H89ZM100 224H101V226H100ZM120 224H122V225H120ZM126 224V225H125ZM138 224V223H137ZM152 224H154V225H152ZM43 225V226H42ZM47 225L49 226V224L47 223ZM61 225V224H60ZM59 225V226H60ZM92 225V226H91ZM113 225V226H112ZM114 225H115V227L117 228H115L114 227ZM121 226V229H120V226ZM124 225V226H123ZM26 226V227H25ZM29 226V227H28ZM58 226V227H59ZM77 226H81V228H79V227H77ZM99 227V229H97V227ZM138 226H141V225H138ZM156 226H157V228H156ZM40 227V228H39ZM61 227V226H60ZM94 227H96V228H94ZM101 227V228H100ZM106 227H107V229H106ZM136 229H135V228ZM142 227H143V225H142ZM143 227V228H144ZM156 228V230H155V228ZM23 228V229H24ZM51 228L49 229L50 231H51ZM74 228H76L77 230H78V228L79 229H83V230H85L84 231V236L82 235V237L81 236H79V234L78 235H76L75 233H73V232H76V230L75 231H72V229ZM109 228V229H108ZM125 230H124V229ZM134 228V229H133ZM37 229V231H39ZM43 229V230H42ZM98 231H97V230ZM101 229V230H100ZM102 229L105 231V232H102ZM119 229V230H118ZM128 229L130 230V229H132V230H130L129 231V233L131 232H133L134 233V238L136 239V249H137V251H138V248H140L138 245L140 244V243H143L144 244V247L142 246V248H140V250L142 249V253H141V255L139 254V252L138 253H136L135 252V254H136V257L134 258V255L135 254H133L132 253V255H133V257H128V255L126 254V256L128 257V258H126V257H124V255H123V257H122V255L121 256H119V254H117V255H115V257H110L109 255H110V253L112 254L114 251H115V249H113L114 248V245L116 246L115 248H119L120 246L119 245H121L122 243V238H123V235L124 236H126L124 233L126 232V233H128ZM161 229H162V225H161ZM64 230H65V232L66 231H71V233H69V232H64ZM82 230V231H83ZM97 232H96V231ZM109 230V231H108ZM118 230V231H117ZM138 230V231H137ZM140 230V231H139ZM153 230H155V231H153ZM39 231V232H40ZM80 231V230H79ZM81 231V232H82ZM89 231H91V233L89 232ZM99 231H101V232H99ZM109 232V234L107 235V234H105V233H108ZM114 231V232H113ZM135 231V232H134ZM32 232V231H31ZM60 232H61V234H60ZM92 232H94V235L97 233H100L101 235H97V237L99 236H101L102 238H103V236H105V237H109L107 240H106V238L104 237L103 239H105L106 241H107V243H109L108 245H110V244H114V245H110V246H107V243H106V241L104 240V242H102V238H101V240L99 241V237L98 238H95L94 239V237H96V236H94L93 235V233ZM113 233V234H111V233ZM122 232V233H121ZM35 233H37V234H39L38 232H35ZM66 235H65V234ZM88 233V234H87ZM116 234V236H115V234ZM118 233H119V237H118ZM122 235H121V234ZM130 233V234H131ZM132 233V234H133ZM144 233V234H143ZM148 234V235H146V234ZM151 233V235H149ZM166 233V234H165ZM163 235L165 236V239H167L168 237H169V234H170V231H169V233L168 232H165ZM34 234V233H33ZM39 234V235H40ZM47 234H49L50 236H51V238H50V236L49 235H47ZM81 234H83V233H80V235ZM102 234H104V235H102ZM135 234H137V235H135ZM139 234H141V235H139ZM143 234V235H142ZM152 234H155V235H153L154 236V238H152L153 236H152ZM31 235V234H30ZM47 235V236H46ZM53 235H55V236H53ZM60 235V236H59ZM74 235V236H73ZM93 237V240H95V241H93L92 240V237ZM168 235V236H167ZM171 235V234H170ZM37 236V235H36ZM67 236H69V237H67ZM79 236V237H78ZM140 237V239L143 241V242H140V240L138 239V238H136V237ZM144 236V237H143ZM167 236V237H166ZM38 237V236H37ZM52 237H53V239H52ZM54 237H56V238H54ZM60 237V238H59ZM155 237H156V239H155ZM171 237V236H170ZM173 237V236H172ZM32 239V236L31 237H29L28 236V238H27V240L28 239ZM62 238V239H61ZM67 238V239H66ZM143 238V239H142ZM151 238V239H150ZM34 239H36V238H34ZM33 239V240H34ZM40 239L39 240H37L38 242L40 241ZM45 239V240H46ZM55 239V240H54ZM62 241H61V240ZM71 239H73V242H72V240ZM90 239V240H89ZM98 239V240H97ZM153 239H155V241L153 240ZM159 239V240H158ZM161 239V240H160ZM172 239V238H171ZM32 240V241H33ZM43 241H40L42 244H43V242H45V240L44 239H42ZM51 240H54V241H51ZM63 240H64V246H65V248H64V246H63V244H61V242H63ZM67 240H69L68 242H66ZM110 240V241H109ZM146 240H148V241H146ZM29 241V240H28ZM36 241V242H37ZM99 241V242H98ZM154 241V243H152V242ZM163 241V242H162ZM25 242H27V241H25ZM24 242V243H25ZM31 242V241H30ZM30 242H29V244H28V242H27V244L28 245H30ZM36 242L34 241V243L36 244ZM73 244H72V243ZM100 242L101 243H104V244H101V247H103L104 245L106 246V248H100ZM112 242V243H111ZM138 242H139V244H138ZM151 242V243H150ZM168 243H171V241L169 240V241H167ZM41 243H40V245H41ZM68 243V244H67ZM75 243V244H74ZM26 244V245H27ZM32 244V243H31ZM35 244H33V245H35ZM45 244V243H44ZM70 244V245H69ZM78 244V245H77ZM82 246H81V245ZM38 245V244H37ZM47 245V246H48ZM67 245H69V246H67ZM75 245V246H74ZM96 245V246H95ZM103 245V246H102ZM123 245V244H122ZM150 247H149V246ZM160 245V246H159ZM166 245H167V243H166ZM173 245H174V243H173ZM172 244H170V246H169V244H168V246L170 247V250H172L173 251V249H171L172 247H175V246H173ZM10 246V245H9ZM14 246V245H13ZM12 245H11V247L14 249V247H13ZM17 246V245H16ZM23 246H24V244H23ZM48 246V247H49ZM61 246V247H60ZM112 246H113V248H112ZM156 246V247H155ZM165 245H163V247H164ZM10 247V248H11ZM40 247V246H39ZM38 247V248H39ZM41 247V248H42ZM52 247H53V249H52ZM109 247V248H108ZM148 247V248H147ZM162 247V249H163V252H164V248ZM16 248V247H15ZM25 248H28V246H25ZM29 248H34L35 250H36V248L37 247H32L31 245H30V247ZM40 248V249H41ZM61 248H62V250H61ZM77 248V249H76ZM99 250H98V249ZM107 248H108V250H107ZM121 248V247H120ZM153 248V249H152ZM176 249H177V247H175ZM33 249V250H34ZM97 249V250H96ZM101 249V250H100ZM109 249H111L112 251H110ZM122 249V248H121ZM146 249V250H145ZM165 249H168L167 248V246H166V248ZM176 249H174L175 251H177ZM26 250H28V249H26ZM32 250V251H33ZM38 250L36 251V252H38ZM42 250V249H41ZM61 250V251H60ZM104 250V251H103ZM109 251V253L107 252V251ZM117 250V249H116ZM155 250V251H154ZM64 251V252H63ZM67 251V252H66ZM73 251V252H72ZM76 251V252H75ZM117 251H120V250H117ZM36 252H32V254H31V256L34 254V253H36ZM43 252L44 253H46L45 255L43 254ZM89 252V253H88ZM101 253V255H100V253ZM107 254H106V253ZM127 251H125V253H126ZM130 252H132V251H130ZM129 252V253H130ZM174 252V251H173ZM31 252H29V254H30ZM39 253V254H40ZM87 253V254H86ZM98 253H99V255L100 256H102L103 257V259L98 255ZM106 254V256H105V254ZM114 253H117V252H114ZM113 253V254H114ZM118 253H120V252H118ZM125 253H123L122 252V254H125ZM145 253V254H144ZM28 254V256L27 257H29L30 259H31V256ZM39 254H37L38 255V257L40 256ZM83 254V255H82ZM85 254V255H84ZM112 254V255H113ZM159 254H161V253H159ZM44 255V256H43ZM76 255H79L80 257H76ZM82 255V256H81ZM107 255L109 256V259L108 260H106V257H107ZM130 255H131V253H130ZM131 255V256H132ZM139 255H140V257H139ZM148 255V254H147ZM26 256V255H25ZM34 256V255H33ZM36 256V255H35ZM53 256H55V258L53 257ZM59 256L61 257V259L59 258ZM72 256V257H71ZM84 256V257H83ZM87 256V257H86ZM99 256V257H98ZM117 256H119V257H117ZM144 256H142L141 258L143 259V257ZM148 256V257H149ZM154 256V257H155ZM157 256H158V254H157ZM156 256V259L158 258ZM160 256V255H159ZM37 257V256H36ZM105 257V258H104ZM147 257V260H148V262L147 261H145L144 262V264H149V261H151V264H152V259L150 258H148ZM21 259H23V261H24V259L26 258V257H20ZM19 258V259H20ZM47 258V259H46ZM54 258V259H53ZM57 258V259H56ZM81 258L83 259V260H81ZM87 258V259H86ZM112 258V259H111ZM28 259V258H27ZM35 259V258H34ZM59 259V263H57L58 260ZM70 259H71V261H70ZM84 259L86 260V261H84ZM111 259V260H110ZM122 259V260H121ZM132 259V260H133ZM145 259H146V257H145ZM155 259V258H154ZM160 259V257L157 259V260H159ZM43 260H44V262H43ZM47 260V261H46ZM53 260H55V261H53ZM62 260V261H61ZM77 260V261H76ZM98 260V261H97ZM124 260V262L123 263H121L122 261ZM132 260H131V262H130V260H129V262H127V264L129 263H131V264H133L132 263ZM133 260V261H134ZM138 260V259H137ZM22 261V262H23ZM26 261H30V262H28L29 264H31V261H33V259H31V260H26ZM24 262L25 264H27V262ZM53 261V262H52ZM78 261L80 262H82V263H78ZM83 261H84V263H83ZM120 261V262H119ZM154 261H156V260H154ZM20 262V261H19ZM37 262V261H36ZM71 262V263H70ZM88 262V263H87ZM18 263V262H17ZM23 263V264H24ZM155 263H157V262H154V264ZM20 264H22L21 262H20ZM34 264V263H33ZM36 264V263H35Z\"/></svg>",
    "mask_w": 264,
    "mask_h": 264
}]
</instances>
